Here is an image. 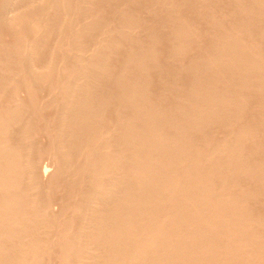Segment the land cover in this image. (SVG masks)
Instances as JSON below:
<instances>
[{
    "label": "bare ground",
    "instance_id": "1",
    "mask_svg": "<svg viewBox=\"0 0 264 264\" xmlns=\"http://www.w3.org/2000/svg\"><path fill=\"white\" fill-rule=\"evenodd\" d=\"M257 1H259V3H260L261 0H257ZM257 1H255V2H257ZM72 2H73L72 0H0V25L3 26L5 23H7V24L9 23L10 25H12V23L13 24L16 23V24H21L22 25L25 22L26 23L28 22L27 24H24L25 27H23V28H24V30L25 29L26 30L22 34L25 35V34H28V32H30L31 33V34L29 33L30 37L32 35L35 39L38 40L37 42H35L34 41L35 39L32 37L31 39H33V41H30V42H33V44L30 43V44H32V46H31L29 44V41H28L30 39V37L25 35V37L20 38L19 37L20 36L19 34H21L20 32L18 33L19 36L15 37L17 32L15 31L16 32L15 33L14 31L12 32V30H10V32H12L13 34L15 33L14 34L15 36L12 33H11V36L15 37L16 39L19 37V39H22L21 41H24V39L29 38L26 41L28 43H27V47H25V48L28 49V47H29L28 45H30L31 48L28 49V51H24V49H25L24 46L22 45L23 46L22 47L21 44H20V45H18V48H17V46H15L17 49L14 47L15 48L14 50H17V51H15L16 53L13 52V49L9 48L10 46L8 47V49H10L12 51L8 50L5 46H4L5 48L4 47L0 48V50H1L0 54H2L0 56V95L1 94L3 95L6 92L5 94H8V93L12 94L11 96H12V99H13V95L15 96L16 95L15 93H17V92H12L11 93L10 90L11 89L12 90H17V88L19 86L21 87V85L23 87L25 85V88H26L25 90L22 87L25 93L27 92L26 90H29V92H28L29 94H30V91L34 92V93L36 91V93H37V90L39 91V89H37V90H35V89L37 88L38 85L41 86V84L44 83L42 86H44V85L47 86V83L50 84L51 81L48 82L49 81L48 78L51 77L53 74H55V72H53L54 71V65H55V63H59V61L60 62H64L66 64L68 63L69 67H70V70H71L70 73H68V75H67L69 78H67L66 81L70 80L69 81L70 84L69 85L67 84V86L65 85L66 89H65V86L63 84H60V83L62 81H63L62 83L66 82V81H64L66 78H63V77H66V76L63 73H65L66 69L68 68L67 67L68 64L67 65L65 64L66 67H67L66 69L64 68V70H61V71H64L62 73L64 76L59 74V76L62 77L61 78L62 81H60L61 80L60 78L59 79H55V77H54V79L56 80L55 85H57L56 83L59 80L58 81V85L60 84V87H61V85H63L64 88H62L63 86L61 88L65 89V90L61 91V88H60L61 93H63L62 95L60 94L61 95V100L59 99V101L61 102L60 110H57L58 107H59V103L60 102L59 103L55 102L53 104L50 103L54 107L57 106V109H54V107L52 108V106H51V108L54 109V114L56 113V111L57 112L59 111L58 112L59 115H57L58 117H56V115L53 116V117H56L58 120H56L54 118L56 120V122H55V120H54V123L52 122V124H53V127H52L53 129L52 130H56V128H55L56 125L54 126L55 123L57 124V128L58 129H57V132H55V136H53L54 135L53 131H50V135L48 134L49 138H50L49 145H48L50 147L48 149L50 150V148H52L51 149L52 150V154L50 156V159H55V158H59L60 159V164L57 162L60 166L58 164H56V167L59 166L60 168H63L62 166L65 165V170L66 171H64V168H63V170L61 169L63 172H65V173H62L63 176H64V174H66V172L69 173V174H66L68 178L70 177V175L72 176V174L75 175V176L77 174H79L77 176V178L75 177L76 180L77 179L79 180V176L83 175V174L80 175V173H84L85 174V177L84 178L82 177V180L80 181L82 183H80V184L83 185L84 184L83 181H85L86 185L88 183L87 186L84 184L87 187V188L85 187L86 190L87 189L88 190L86 192H84L85 189L83 188L84 189L83 193H85V195H82L83 193L81 192L82 193L81 196H83V197H82V199L77 198L78 199V203H79V200H80V203L77 204V202L74 201L72 198H74V197L76 198L77 196H79L80 195L79 188L84 187V186L81 185V187L75 188L74 185H76L75 184L76 182L74 183L73 182L74 180L73 181L71 180L72 183L74 184L72 187L77 189V191L79 192V193L75 192V194H72L70 192V191L74 192L73 188L71 187L72 183L70 181H67L68 178L66 179V181L68 183L69 182L71 183L70 186H69V184H66V186L69 187V189H68V192H69L68 194L69 195L68 196L70 197V193L72 194L71 196L76 195V196H73L72 198H69V199H72L73 202L76 203L75 204L76 206L73 204L75 206V207L73 206L74 207L73 209L76 212H74V210H72L73 213H71L70 209L66 210V211H68V213L69 212L71 213V215L69 214L71 217H72V214H73V216L74 215L76 216V214L79 213L78 214L79 217L77 218L78 215L76 217L75 216L72 217V221L75 220V219H76V221L78 219L79 220H78V223H76L77 225L75 224L76 221L74 223L71 221L73 224L76 225V227L72 226V227H75V229L74 228L71 229V227L69 225L67 226V227H70L71 232H72V230L74 231L73 235H74L75 238L73 237V235L70 238L67 234L64 233L65 236L66 235L68 236V237L66 236L65 238L66 239L69 238V239H67V241L65 243L66 245H68V246L71 245V244H68V240H70V242L72 240H74L73 241L74 243L71 246H69L70 248H68L67 251H63V253H62L61 251H62L63 247H60L61 251H58V252H60V255L61 254L63 255V257L65 258V261H64V258L61 257V256H59V257L63 258V259L58 258V255H57V259L58 260L56 259V261H59V260L61 261L62 260L63 261V262L61 261L62 264H64V263L65 264L66 263H69V264H81L82 263L83 264V261H86V259H87V260H90L89 262H90V264H92L94 259L93 260L90 259V257L92 256L90 254H93V252L91 253L90 251H92V250L94 251L96 249L95 251H97V252H95L94 258L98 257V260L95 259V261L96 260L99 261V262H97V264H100V263L102 264L103 262H104L103 264H111V263H114V262H116L115 264H117L119 262H120L119 264H264V239L259 240V238L256 237V235H258V234L260 235L262 228L264 229V227H262L263 226L262 224H263L264 221L263 222L261 221L262 217H259V219H258L257 216H255L256 218L253 216L254 217L253 218L252 216H250L251 214L249 215L246 212V210L248 211V209H246V210L244 209V204L248 203L247 200H246L247 202L245 201V203H244L245 199H243V198H234V197L230 198L231 196H235V195L237 196V193H235L233 191L234 190L233 187H232L233 189L228 187V184H230V182L228 183V180H230V179H227L229 177L232 180H236V178L239 179L238 176H241V178H243V177L246 178V177H249V176H253L255 178V180L259 184L257 186L258 189L255 188L256 190H254V189L252 190L253 192L256 191L254 194H253L252 191H250V192H252V195H254V197L257 196L256 195L257 193H259V191H260L259 187L260 186L262 188H264V173H261V172L258 173L257 172L256 169H258L259 166L257 168H256V166H254V165L257 164L256 162H255L256 164L252 165L253 168L250 167L252 169L255 168L254 170H256V173H255L254 170L250 169L249 167L248 168L245 167V166L248 165V163L246 162L248 158L247 159L245 158L242 161V162L247 163V165L245 163H244L245 166L244 165L242 166L241 165L242 163L241 164L239 163L240 165H238V162H240L242 160L241 158H243V156H244L243 154L246 151H243V154H241L243 156L241 157V155H239V154L242 153V152L240 151V153L238 154L239 150L237 151V149L238 148L240 149L241 141H246L245 139L253 137V135L257 132L256 128L259 127L258 126L259 123L257 124V127L252 125L254 127L253 129H255V133H254V131L251 130V127H252L251 125H249L251 127H249L247 125L249 127L248 128V127L245 126V124H244V126L246 127L245 129H244V127H241L243 130L242 129L238 130L240 127L237 129V132L239 131V133H237V135L236 134H232L230 132V129H229V131H227V132H230V134H232V137H228L227 136L230 139L229 140H227V139L225 140L224 139L225 141L222 140V138L221 139L219 138V140H222V142L218 143L216 145L214 144L215 142H213V144L215 145L213 147H212L213 144H210L212 142V138L213 137L211 138V140H210L211 142H210L208 140V139H210V136L205 135V136H207L209 138L204 136L202 141H204L206 143V145L208 144L207 142H210L209 143L210 145L208 144L207 146H211V147L208 148V150L206 151V149H204V147H203V145H204L203 143L204 142H202L201 148H202V150L203 149L205 150L204 152L202 150H198L197 148H193L194 146L185 147L183 145H179L180 142L175 143L176 140L180 141L181 139L180 138L176 139L173 136L174 134H171V132L175 129V127L173 125H170L173 122H171L169 124L171 127L167 126L169 121L172 118H170V120L168 119L169 120L168 121L167 118L165 119L164 116H161L162 118H164L167 121V122H165V121H163L162 118L160 119V117L157 115L159 117V119L162 120V123L163 122H165L164 124L167 123V125H166L167 127H169L170 129H172L174 127V129L171 132L168 131V130H170L169 128L166 129L168 131L169 135L165 136L167 134L166 133L167 131L165 130V126H162L163 127L162 130H165V132L163 131V134H162V132L159 130V128H162V127H159V125H162V124H160L161 121L159 120L160 121L159 122L157 120L159 122V125H158L157 121L154 119L155 116H154L153 113L155 112V110L153 108L154 106L152 107L153 103L151 101H149L151 103L150 104L151 107H148V102L145 105H146V107H148L150 109L153 108L152 110L154 112L150 113V115L153 114L152 116H154V117L147 116L149 114V111L147 110L148 111L147 112L146 109H148V108H146L145 105H143L147 100H145L146 98L143 97L144 93H142V92H145L144 91L145 88H143V91L142 90L138 91L136 89L140 88L139 87V85H140L139 83H138L139 84L138 86L135 84L134 85L135 87L131 86V84H133V82L132 83L130 82L131 84L130 83H126V81L129 82L127 79L132 74L128 70L130 69V71H131L132 68L134 69L136 67L135 65L137 63H139L142 59H138V60H140V61H138L137 58H136L137 63L135 65H133L134 62H135L134 58L133 59H129L126 56L125 57L123 56L124 57L123 59H125V60H123L124 62L121 63L122 65L120 64L121 66L118 67V68L114 66V68L117 69V72L112 70L114 68H111V64L109 65V62H110L109 61L110 60L109 57L111 55H113V53H115V50L117 48H119V43H121V48L122 49H124V47H126V45L125 46L122 45V44H124L123 43L124 41L117 40L119 38V36L117 38L114 37L116 39H114V38L110 39L111 37L109 35L108 36H104V37H106V38H104L103 37L104 33H103V35H101L102 37L100 39H98V36H100L99 35L100 32L98 33V36H97V33H95L96 31H94V33L96 34L98 41L97 40H96L97 42L95 40L93 41L91 36L93 34L92 30H95V29H93V28L91 29L92 24L90 23L91 27L89 26L90 27L89 28L90 29L89 33L92 31V34L90 35L89 33L85 32V30L88 29V28H86V29L84 28V27H87L86 25H89V24H86L84 26V24L87 23V22L85 21V23H84L83 21H79L81 19H84V18H82V17H84V16H82V14H84L86 11L89 12L90 10H93V9L86 10V11L83 10L84 7H85L84 6V0H75V2H73V3ZM89 3H92V2H89ZM263 3H264V0L262 1L261 4H263ZM72 5H75V6H72ZM250 5H251V3H250ZM259 7L263 8L264 6H259ZM262 8L260 9V11L264 10V9L262 10ZM257 11H255V13H257V14L260 13L261 15L264 14V13H261L260 11H258V12ZM88 14L89 15L86 16V19L89 18V17H92V15L90 13H88ZM260 14L258 15V17L260 16L261 18H263L262 16H264V15L261 16ZM85 15H86V13H85ZM96 17H97V15H96ZM93 19H94V17H93ZM119 20H120V18H119ZM263 20H264V18H263ZM79 22L80 23H82V22L84 23V24L82 23V25L84 26L83 28L81 27ZM89 22H91V21H89ZM99 22H98V25H100V26H98V28L101 27V29H98V28L97 29H98V31L100 30L102 32V28H104V24L102 23V25H101ZM205 22H207V21H205ZM246 22H243V23L240 24V26L239 25H237V26L239 28H241L242 24L244 25V23H245V26L249 25L248 22H247V24H246ZM92 23L95 25V27H97L96 22H92ZM9 24H8V26H9ZM21 25H20V28H21ZM6 26L7 25L5 24V26H3V28L4 27L6 28ZM169 26H170V24H169ZM179 26H177L179 28L177 30V32H176V29L174 30V28L176 27L175 25L172 28L173 30L170 29V27H168V28L170 30H172V31H175V33L178 36L181 35V37H183L185 35L184 33H186V32H184V29L186 28V26L188 27V25L185 26V24H184L185 28L182 27L183 30L180 28L181 26L180 27ZM245 26L243 27V28H245L244 32H246V29H247V27H245ZM235 27L236 26H234V28L233 27L232 28L229 27V28H230V30L234 29L235 33H237V32L241 33L242 32L243 29L242 30L240 29L241 32H239V30L236 31L238 28H235ZM263 27H261L262 31L260 30V28H255L256 30L258 29L255 32L261 31V32H258V33H261L263 35V37H264V34H263L264 33V29H263ZM105 28H107V26ZM123 28H125V27H123ZM6 29H7V31H9L8 28H6ZM15 29H17V28H15ZM169 29L167 30V32H169ZM188 29H190V26H189ZM217 29L218 28L214 29V31H216ZM192 30L193 29H191V32H190L191 35L193 33ZM222 30L223 29L221 28L220 31H222ZM224 30L222 32H224ZM230 30H228V31L230 32ZM250 30L252 32V29H250ZM21 31H22V29H21ZM26 31H27V33H26ZM115 31L116 30H114V32ZM123 31L124 30H122L121 32H123ZM172 31H170V32L172 33ZM185 31H189V30H187V28H186ZM218 31H217V34H214L215 37H213V38H215V40H217V41L214 40V43H216V44H218L217 42L221 41V39H222L220 36L217 37ZM234 31L231 30V32H234ZM248 31L249 30L247 29V32ZM84 32L87 33L88 35H86V34L84 35ZM121 32L118 31L119 34ZM170 32H169V34H170ZM225 32H226V34L229 35V37L230 36L231 37L232 36L235 37L233 35L235 33H231V35H230L229 32H227L226 30H225ZM48 33H49V35L53 34V33L56 34L59 39H62V40H60V41H62V44H63V38H66V37L69 38L71 40L70 41L71 43L69 42V44H72L71 46H73L72 47V52H70L71 50L69 51L71 54L68 53L69 55L67 56V54L65 53L66 54V56H65V54L63 55V50H62V52H60V50L57 51L56 47H58L60 45H58L56 43L55 44L58 45V46H56L54 49L52 48V46H51V48H49L50 45H47L48 49H51L50 52L48 51V49L47 50L44 49V46H43L42 43H44V41L46 42V41L49 40V39H46L47 38L46 36H48ZM111 33H113V32H111ZM196 33H195V36H194V34H193V36H194V38L198 37V40L196 39L197 43L199 42V40L201 42V40L203 38H205L203 36H205L206 34H209V32H207V33L204 32L205 34H202V36H201L200 35L201 33H198L197 35H196ZM248 33L244 34L242 32L241 34H242L243 38L241 40L239 39L238 42L240 43L244 39L248 40L249 42H251L249 39L252 38L251 37L252 35L249 34V36H246V35H248ZM95 34H94V36H95ZM121 34H120V37L123 36ZM173 34L174 33L171 34V37H172ZM222 34H224V33H222ZM226 34H224L223 39H222L224 41L226 39H228V38L224 39ZM255 34H257V33H255ZM261 34H259V38H260V36L262 37ZM53 35H51V37H53ZM175 35H174V37H175ZM239 35L240 34H238V36ZM26 36H27V38H26ZM84 36L85 37L88 36V38H90V39H88V42L90 40L89 43L86 42V39L83 40ZM133 36H134V34H133ZM193 36H192V40L194 41ZM244 36H246L247 39ZM169 37L170 36L168 35V38ZM186 37L185 38L187 39V41L185 42L186 39L183 37L185 40L182 43H185V44L188 43L189 45L186 44L185 47H184L185 49L183 48L184 50H187L186 46H188V47L190 46L191 42H188V41H192L190 37H189L190 40L188 39L187 33H186ZM208 37H207V39H209ZM233 37H232V40H234ZM176 38H178V37H175V38L172 37L173 40L170 39V41H174ZM217 38L220 39V40H218ZM238 38H241V35ZM69 39H67V40H69ZM119 39L121 40V38H119ZM126 39L129 40L128 37L125 38V39L123 37V40H126ZM211 40L213 41L212 37H211ZM211 40H210V42H211L210 44L211 45L213 44V46L209 45V47H213L212 49H214L215 47L216 48L220 47V48H218V52L220 51L219 49H223L224 48V49L227 50L228 47L230 49V45H228V43H227L229 41H227V40H226L227 45L224 46L223 48H222L221 45H219L217 47V45L216 44L214 45V43H212ZM245 40L242 41V42L245 43ZM54 41L56 42V38H55ZM170 41L168 39V43H169L168 45H170V43H171ZM254 41H256V40H254ZM260 41L261 42H259V43H262V41L264 42V40H260ZM14 42H15V39H14ZM26 42H24V43H26ZM52 42H53V40H52ZM180 42H181V39H180ZM234 42H236V41H234ZM16 43H17V41H16ZM175 43L173 45L176 46L179 42L176 43V44ZM194 43H195L194 48H195V46L198 47L199 44L196 45L197 43L195 41H194ZM233 43L231 45L232 46L231 49L233 47H235L236 43L235 44H233ZM239 43H237V44H239ZM241 43H240V45H242ZM46 44H48V43H45V46H46ZM66 44L67 43H65V45ZM191 44H193V43H191ZM220 44H221V42H220ZM224 44H225V42H224ZM247 44H244V45H247ZM14 45L15 44H13V46ZM180 45H182V44L180 43ZM222 45H223V43H222ZM244 45H242V46H244ZM254 45H255V43L252 44V47ZM256 45L253 47L254 49H255V47L256 48L259 47L258 44H256ZM13 46H12V48H13ZM20 46L22 47V50L20 49L21 48ZM150 46H153V45H150ZM150 46H147L149 48H148V50H145L146 52L150 51ZM170 46H169V48H170ZM175 46H174V48H175ZM60 47H59V49H61ZM67 47L66 48L69 49V46H67ZM153 47H151L152 51H150V53H155V51L153 52ZM177 47H178V45H177ZM225 47H227V48H225ZM239 47L241 49L243 48L241 46H239ZM252 47H249V48H252ZM141 48H142L141 51H140V49H137V52L138 51H140V52L144 51L143 50L144 48L143 47H141ZM190 48H191V46H190ZM190 48H188V50ZM216 48H215V51L214 50L211 51V52L214 51L215 55L218 53V52L216 53V51H217ZM240 48L236 49L237 51H235V49L233 48L232 51H235V52H237L239 54ZM245 48L247 50L248 47L245 46ZM245 48H244V50H245ZM261 48L264 49V43L261 45V47L259 49H261ZM172 49H173V47L171 48V50ZM183 49H182V46H180L176 50H172L173 52L175 51L174 53L172 51H170V50H167V51H168V53L171 52L173 54H178V52L180 51L179 54H181V51H183ZM192 49L193 48H191L190 50H192ZM209 49L210 48H208V50ZM254 49L253 50L249 49V50H252L254 52ZM121 50L118 51V53L119 52L122 53ZM128 50L129 49H127V52H129ZM255 50H257V49H255ZM8 51L13 52V55H15V56L11 57L12 55H11V53H8ZM227 51H225L226 53H222V54H224V58L226 57L225 61L227 59L230 62V64L233 65L232 62H234V61H232V58H231L232 56L229 57L231 52L228 54V56H225V54L227 55V53L229 52V51L228 52ZM245 51L241 50L240 54L242 52H243V54L245 53V56H247L246 59L248 60V55L246 54V53H248V51H246V52ZM252 51H251L252 54L249 51V54H251L250 55L251 57L254 54H259L256 51H255L256 53L253 54ZM184 52L187 53L189 51H183V53ZM222 52H224V50H222ZM260 52H261L260 55L257 56V57H261L260 59H257L255 56H253V57H255V59L253 58L254 60H251V59H250V61H247V60L244 61L243 60L244 62H242V58H241V56L243 54H241V55L239 54L240 55L239 58L241 59V61H240V59H235V58H238V54L235 55L236 53L233 52V54L235 56H237V57H235L232 54L233 55V60H236V61L238 60L237 62L241 63L240 66L242 67L241 68L239 66L240 67L239 68L240 71H239L238 67L235 65L237 63L235 61V64H234L235 65V69L234 70L236 71L238 69L237 71H239V72L236 71V73H240L241 74L240 76L244 80H245L246 76H242V75H244V74L246 75L247 73L243 72L242 71L243 69L246 70V69H248L247 67H249L251 65L253 66V64L254 65H256L257 63L260 64L262 62L261 61L262 58H263V62H264V56L262 57V55L264 54V51L260 50ZM124 53H126V50L125 51L123 50V54ZM135 53H136V51H135ZM150 53H145L146 55L145 54L142 55V57L146 56V58H144L145 62H146V59H148L149 55H150V57H151V55H152V57H154L153 54H150ZM171 53H169L168 56L171 55ZM220 53L221 52H219V54ZM39 54L40 55L44 54V56L43 55L42 56L45 57L43 59V61H41V62H39L40 58L38 60H36V58L38 57ZM129 54H130V52H129ZM147 54H149L148 57H147ZM166 54H167V52H166ZM116 55L115 54L113 55V56H115L114 59L116 58ZM120 55H121L120 53H119V55H117L119 60L116 59V61H115L117 65H118L117 61H119V62L122 61V60H120V59H122V58H120ZM130 55L131 56L133 55L132 57H134L135 55L136 56L137 55L141 56V53L140 54L136 53L135 55H134V53L133 54L131 53ZM185 55L184 56L182 55L180 58L176 57L174 55V57H175L174 59H172L173 57H170V56L169 57L173 61H175L176 58L177 59L179 58L180 61H181V59H183V57H185ZM203 55L200 56V57H202V58L205 57L204 59H206L207 58L206 55H204V56ZM127 56H128V54H127ZM190 56H191V54H190ZM199 56L195 57V58H200ZM220 56H218V57H220ZM152 57H151V59H152ZM209 57H210V55H209ZM221 58L222 57H220V59L219 58L218 59L221 61ZM111 59H113V57ZM177 59H176V61L179 64L180 61L177 60ZM204 59H202V60L205 61ZM41 60H42V57H41ZM152 60L155 61V58L152 59ZM196 60H198V59H196ZM111 61H113V60H111ZM201 61H199V63ZM208 61H211V59L208 60ZM115 62L113 61L112 63L115 64ZM129 62L130 63L133 62V64L128 65ZM147 62L150 65L148 60H147ZM227 62H225V66H227V65L229 66L230 65V64H228L229 62L228 63ZM254 62H256V64ZM142 63H139L137 65L136 69H138V70L145 69L144 66L147 63L145 64L144 60H143ZM151 63L154 64L155 62L154 63L151 62ZM193 63H192L193 67L194 66L196 67L198 62L194 63V64ZM202 63L205 64V62H202ZM207 63L209 64V62H207ZM216 63H217V61H216ZM131 65H133V67ZM180 65H181V62H180ZM192 65L190 67H192ZM223 65H224V63H223ZM263 65L264 64H262V66L258 65L257 68H256L257 70L261 69V71H255V72H258L259 74L262 72L260 74L261 78L259 77V75H257L258 79L260 78V80L257 79L258 81H262V78H263L262 77V74L264 73L263 72L264 71ZM128 66L132 67V68H129ZM150 66H151V68H153L152 67L153 65H150ZM203 66L204 65H202L201 66L202 68H201L198 65V67H200V70L203 69ZM219 66L220 65H217V67H219ZM59 67L62 68V65L60 66V63H59ZM126 67H128L129 69L126 68ZM204 67H206V65ZM212 67H213V64H212ZM212 67H210V68H212ZM231 67L234 68V66H231ZM236 67H237V69H236ZM260 67H262V68H260ZM146 68H147V66H146ZM215 68L216 67H213L214 70L212 72V70L211 71L208 70V66L206 67V69L209 72L213 73L212 74L213 76H211L212 79L214 77V74H215V76L216 75L218 76V74L221 73V71L219 70L220 73L217 72V74H216V71L218 69L215 71ZM233 68H229V69H233ZM251 68H254V67H250V69ZM57 69H58V66L56 67L55 70H57ZM206 69L204 68L203 70H206ZM192 70H194V71H192ZM196 70H199V68H197ZM196 70L194 68L190 69V71H192L194 74L199 72V71L195 72ZM251 70H253V69H251ZM132 71L134 73V70H132ZM147 71L148 70H146V72ZM231 71H233V70H231ZM249 71L250 70L248 69L247 72L250 74ZM68 72H69V69H68ZM128 72L130 73V75H129ZM135 72H136L135 75L137 73H138L137 75L140 74L139 72H137V70ZM200 72H199V77H196V82L192 78L194 80V81L193 80L192 81L195 82L194 83L195 85L197 83V78L200 79V74L204 75L203 72L205 73V71H200ZM209 72H207V74ZM126 73H128L127 75H129L128 78L126 77ZM141 73L143 74L144 71L143 72L141 71ZM222 73H223V71H222ZM190 74H191V72H190ZM207 74L205 73V75H207ZM225 74L226 73H223L221 75H225ZM249 74H248V78L250 76ZM252 74H254V73L252 72ZM133 75H131V77ZM210 75H211V73H210ZM221 75H219L218 78L221 79L220 81H223L224 77L226 78L227 75L223 77V80H222V77H220ZM254 75H253V78L251 76L250 77L252 79L257 78V77H254ZM192 76H195V75H191V77ZM206 77L207 76H205V78ZM211 77H210V79H211ZM203 78H204V76H201V79H203ZM205 78L203 80V81H206V82H204V84L200 83L201 84L200 86L197 84L198 87H199V90L197 89L198 87L196 88V86H194L195 89L192 88V89L195 90V91L193 90L195 93H197V92L200 93V90L202 89V88L200 89V87H202V85H205V86L207 85V83H208L207 81L209 80L208 79L209 77H207V79H205ZM214 78L215 79L212 80V84L214 83L213 81H215L217 79L216 77H214ZM251 78H249V79L251 81H253ZM54 79L52 78V80H54ZM129 79H131V78H129ZM137 79H139V78H137ZM246 79H247V77H246ZM46 80H48V81H46ZM102 80L106 81V82H104V81L102 82V83H105V85H106V86H104L102 84L104 87H106L105 89L102 87V85H101V88H100V86L98 84V82H100ZM141 80H142V78H141ZM231 80H232L231 78H230V80H229V78H226V80H224L225 83L224 82L222 83L223 84L224 93H225V90H227L226 88H227L228 85H229L228 87L230 89H233L232 85L230 86V84H226L227 81H231ZM233 80H235V79H233ZM131 81H133V80H131ZM203 81H200V82L203 83ZM220 81H219L218 85H221ZM251 81H249L248 83H250ZM258 81L256 82V79H254L253 83H255V82H256V84L259 83V86L263 85L262 83L264 81L263 82H258ZM69 82H66V83H69ZM139 82H142V81L139 80ZM232 82L234 83V81H232ZM235 82H237V81H235ZM66 83H64V84H66ZM217 83H214L213 85H216ZM228 83H230V82H228ZM233 83H231V84H233ZM169 84L171 85V83H169ZM209 84H211V81L209 82ZM165 85H167V84H165ZM213 85H212L211 89L209 88V85L207 86L208 89L211 90V93H212ZM218 85H216V86L218 87ZM224 85L226 86V88H225ZM252 85L250 84V86L252 87L251 90H253V92L254 91L257 92L256 86L253 89ZM51 86H52V89L54 87L57 88V86H54L53 84ZM221 86H219V88ZM259 86H257V87L259 88ZM263 86H261V87H263ZM20 87H19V89H20ZM142 87H144V86L142 85ZM207 87H204V88L207 89ZM233 87L234 88L235 87L239 88L237 86V83H236V86L234 85ZM47 88L51 89V87H48V86H47ZM47 88L45 90H48ZM171 88H173V87H171ZM243 88H245V87H243ZM243 88H241V89L239 88L238 89V90H240V93L243 91L242 90ZM32 89H34V91H32ZM54 89H53V91L51 90L52 93L54 92ZM58 89L59 88H57L56 90H58ZM196 89H197V91H196ZM221 89H222V87L219 89V91ZM230 89H229V91H231V92H229V93L226 92L229 95L225 93L226 95H228V98H226V99H229L230 94L232 93V90H230ZM171 90H173V89H171ZM204 90H202L201 93ZM214 90H216L215 87H214ZM234 90L236 91L237 89L235 88ZM168 91H170V90H168ZM216 91H218V89ZM216 91H214L212 93V96H213V94L216 93ZM219 91L217 92L218 98H220L224 94L222 92V90H221L220 93L222 92V95L220 96ZM260 91H261L260 93H262V91H264V87H263V90H260ZM208 92L210 93V91H208ZM243 92L241 94H243L242 95V101L244 102V100H243L244 93ZM49 93H50V90H49ZM160 93H158V94H160ZM238 93H239V91H238ZM246 93H247V91L245 92V94ZM192 94H194V93H192ZM192 94L189 95V96H191V98L194 99ZM205 94L206 93L204 91V96H208L209 97V95H211V94H209V95H205ZM256 94H259V93L257 92ZM2 95H1V97H3V98L5 96L6 97L4 99L1 98L3 100L0 101V102L4 101V104L1 105V107L4 105V107L0 108V264H37L38 263L37 262L38 261V259H37L38 255H39V257L42 255V253L43 254L47 253V255H48V252L50 254L51 252L56 251V250H54V249H56L55 248L56 245H57V247H59L58 244L60 243V241L58 242L56 240H58L60 237L56 238L55 234L59 233V234L62 235L61 231L64 232L63 230L66 228V227L62 228L63 224L66 223L65 222L66 220H68V219L71 220V218H69L70 216L66 215L68 217V219H65V221H62L61 218L58 219L59 217H61L60 215H59L58 218L57 217L56 218L53 217V219H51V220L56 219V222H55V220L52 221V222H55V223H52V224H54V227H55L56 223L58 225L57 227H59V226H61V223L64 222V223H62V227H59L60 229L62 228L61 231H59V232L56 231L55 232V230H57V227L54 230L53 225L50 223L51 220L49 221V218H48L49 217L48 216V210L51 211V209L54 208L56 206V204H58L60 202H58V203L54 202L55 205H53L54 207L52 206V208H51V206H49V204H51V203L53 204V201H51L52 197H50V194H49V198L48 199L51 201V203H47L45 201H48V199L43 201L44 197L46 198L47 195H45L44 191H43L44 194L42 192V190L46 189V188L44 189V187H46L44 185H46V184L43 182V179L49 173V172L47 173V169H48L47 168V164L48 163L47 164H44V163L46 162V160H48L47 158H49V156L47 157V155H50V151H48V149L45 148L46 149V154H45L46 157L44 156V158H46V159H45V162L43 161L44 162L43 164L45 165V167H43V165H40L41 162H42L40 160H39L40 163L37 166L38 162L36 164V161H34V160L38 159L36 157H39L40 154H42L41 153L42 151L40 150L41 152H39L38 149H40V148H38L37 145L35 143H33L34 142L33 140L35 138L32 136L34 134L33 133L34 128L32 126L31 120L29 121V123H31V124H29L28 121H26L28 119H24L25 122H27V124H29V125H26V123H25L22 126L21 123H23L24 120L21 121V119L23 117L22 116L20 117V115H22V113L20 114L18 112L19 108L18 109L17 108L16 109L12 108L13 106H11V104H12L11 102L12 101H11V96L10 95H9L10 98H9L8 95H4V96H2ZM198 95H200V94H198ZM226 95H224V96H226ZM239 95H238V97L241 96V95L240 96ZM30 96L31 95H29V97ZM179 96H180V94H179ZM194 96H196V94ZM202 96H196L197 100L196 99H194V100L200 102L199 98L200 97L202 98ZM214 96H216V94ZM224 96H222L223 98H221V100L224 99V100H222V102L225 101ZM259 96L261 97V100L264 103V100H263L264 97H262L261 94H259ZM7 97H8V99H10V103L11 104H8V103L5 102V101L8 102ZM184 97H181V98L184 99ZM197 97H199V98H197ZM56 98H57V96H56ZM58 98H60V97H58ZM143 98H144L145 101L141 100ZM150 98H151V96H150ZM161 98H162V96H161ZM186 98H190V97H188V95H186L185 99ZM216 98L217 97H214V101L220 100V99H216ZM234 98H235V96H234ZM245 98H247V97H245ZM33 99H34V97H33ZM53 99H54V97H53ZM175 99H177V98H175ZM230 99H232V96H231ZM248 99H249V97H248ZM13 100H15V99H13ZM156 100H157V98H156ZM188 100L189 99H187V103H189V105H191V103H190L191 100H189V101ZM201 100H203L205 104L208 102V101L205 102L206 98H205V100H204V98L201 99ZM207 100H208V98H207ZM210 100H212V99H210ZM210 100H209V102H210ZM235 100H236V98H235ZM53 101H55V100H53ZM230 101L231 100H229V102ZM236 101L237 102H239V101L241 102V99L236 100ZM236 101H234V102L238 106L240 103L238 104ZM161 102H164V101H161ZM167 102H166V104L170 103L169 101H167ZM182 102L185 103L186 101H181V102H179V104L182 103ZM199 102H194V103L196 104V103H199ZM218 102L219 101L216 102L217 106H219ZM243 102H241V104H244ZM5 103L7 104V106L9 105V107H7L5 105ZM194 103H193V106H195ZM235 103H234V105L231 103V105L233 107H231V105L228 104V102L221 103V107L224 106L223 104H228L229 105L228 107L225 105L227 110L228 109H232V111H233V108H235L234 106H236ZM203 104H200L199 106L197 104V109H198V107L200 109L201 105H203ZM205 104H204V106L206 107V105H208V104H206V105ZM219 104H220V102H219ZM157 105H159V104H157ZM160 105L162 106V104H160ZM171 105H173V104H171ZM209 105H211V104H209ZM177 106H179V105L177 104ZM181 106L185 107V108L187 107L184 104L181 105ZM21 107H22L23 111L27 108L26 105L25 106L22 105ZM23 107L24 108L26 107V108L24 109ZM30 107H28V108H30V109L34 108V110L31 111L30 109H28L27 110L28 114H29V112H30V114L31 113L34 114V113L37 112V110L35 111V107H33V108H32V106H30ZM180 107H179V109L177 107V110L178 111L181 110L180 112L182 113V111L184 109L183 108L180 109ZM229 107H231V108H229ZM242 107H243V105L241 106V108ZM260 107H262V106H260ZM189 108L191 109L190 106H189ZM195 108L192 107V111L191 112L194 113L195 110L193 111V109H195ZM203 108L204 107H201L200 110H202ZM208 108L207 109H203L204 113L201 111L203 114L200 113L199 110L197 112V109H196V113L201 114V116L200 117H196V119L194 117L193 118L194 121L191 120L192 118L190 119L188 117H191L192 115L194 116L196 113L195 114L191 113L192 115L189 114L190 116H188V114H187V116H188L187 120H191V122H189V123L193 127L195 126V124L198 125V123H199L204 128V126H203V125H205L204 122H206V124L208 122H212L214 124L213 121H215V125L219 124L220 128H221V125H223V127H224L225 126L224 124H226V123H224V124H222V123L226 122L225 121L226 119L225 120L222 119V121L223 120L224 121L221 122V124L220 123H216V120H215V119H217L216 116H218V115H216V114H218V112L217 113H215V112L217 110L220 111V109L217 108V110H215V111L213 109V112H212V111H210L211 109L208 110ZM213 108L216 109V107H214V105H213ZM226 108L222 107L223 110L220 111V114H222L221 112L226 110ZM22 109H20V110H22ZM143 109H145V110H143ZM186 109L188 110V107ZM190 109L188 110L189 112L188 111L186 112V110H184L185 111L184 113H190ZM239 109H240V107H239ZM107 110H110V111L112 110L113 111V112L109 111V113L113 114L114 119L112 117L108 118L112 114L109 115L108 117L105 116L107 118L104 117V115H106L105 111L107 112ZM235 110H237V109H235ZM144 111L147 112V115H146V113ZM234 111L232 112L231 116L235 115V112H238V111H235V112ZM228 112H229V110L225 112L226 114L225 113H223V114H225V116H226V115H228ZM231 112H229V113H231ZM23 113H25V112H23ZM156 113H158V112L156 111ZM181 113H179V114H181ZM184 113H182V114H184ZM160 114H161V112H160ZM182 114H181V116L179 115V117H184V116H182ZM223 114H222V116H224ZM175 115L176 114L174 112L173 116L175 117ZM177 115H176V117H177ZM23 116H25V115H23ZM36 116H38V115H36ZM228 116H230V115H228ZM252 116H253V113H252ZM257 116H258V114H257ZM218 117L220 118V116H218ZM242 117L244 118V116H242ZM29 119H31V118H29ZM32 119H33V117H32ZM111 119H112V122H111ZM231 119H232V117H231ZM106 120H109L111 122V125H109L110 123L106 122ZM177 120L178 119H176V121L174 120V122L175 123L178 122ZM187 120H185V121L187 122ZM219 120H218V122L221 121V120L220 121ZM228 120H229V122H231L230 118ZM235 120H237V119H235ZM243 120H242V122H243ZM249 120H250V118H249ZM52 121H53V118H52ZM113 121L116 124L115 125L116 129H115ZM234 121L232 120L233 124H231L232 123L231 122L230 125H234ZM238 121H240V120H238ZM186 122L182 123V124H186V125L188 124L187 128H185L186 126L183 125L184 129L187 130L189 128V123H186ZM105 123L106 124L108 123L109 126L106 125L108 127H105ZM175 123H174V125H175ZM260 123L262 124V122H260ZM228 124H226L227 127L228 128L231 127V126H228ZM14 125H16V128H17V125H19L21 128L18 126L19 127L18 130H20V131L17 132L16 129L14 128L15 127ZM29 126H32V129H30ZM110 126H114L113 127L114 129H112V127H110ZM209 126H211V125H208V128H209ZM11 127L14 128L16 132H13V129ZM176 127H177V123H176ZM197 127H196V129L195 128H193V129L197 130ZM212 127H215V126L213 125ZM212 127H210V128H212ZM263 127H264V125H263ZM110 128L112 129L111 131H110ZM178 128H180V126H178ZM228 128H226V129L228 130ZM177 129H176V131H177ZM200 129H201V126H200ZM212 129H209V130L212 131ZM232 129H234V126H233V128H231V130ZM258 129H261V127L258 128ZM10 130L14 134L17 133L15 135H13L15 139H11L10 136H12V135H10ZM113 130L115 131L116 134H113L114 132L111 133ZM189 130L190 129L187 130V133L185 132L186 135L189 132H191L192 129L190 131ZM198 130H199V128H198ZM203 130L205 131V134H206V131L207 132L209 131V130H207L206 127ZM261 130H263V129H261ZM31 131H32L33 134L31 133ZM179 131L183 132V134H184V131H182L181 129ZM179 131L177 132V134L179 133ZM225 131H223V132H225ZM234 131H235V129H234ZM258 131H260V130H258ZM193 132L195 133L196 131L193 130ZM260 132H257V133L260 134ZM174 133H175V136L177 137L176 132H174ZM180 134L182 135V133H180ZM201 134H203V131H202V133H200L199 137L202 136ZM227 134L225 133L223 136L221 134V136L225 137V135H227ZM111 135H114V136H111ZM115 135H117L116 138H115ZM191 135H193L192 132H191ZM110 136L115 138L114 139L115 142L113 140H111L113 138H111ZM170 136H172V138L174 137V139L171 140V141L167 140ZM258 136H260V135H258ZM258 136L256 135V137H258ZM108 137L110 139V142H114L113 144H111V146L113 148L116 146V148H118L119 150H117L115 148L114 149L116 151H118V152H114L115 150H113V149H112V152H110L111 151V149H110L111 146L108 143L109 142ZM165 137H168V138L166 139ZM178 137H180V136H178ZM234 137H235V140H234ZM51 138H54L53 139V145L51 143L52 142ZM185 138H187V137L185 136ZM198 138H197V140L194 139V141L196 140V141L199 142ZM204 138L205 139L207 138V139L204 140ZM255 138H253V140H255ZM10 139L14 140V142H16V144H14L13 141H12L13 145L10 144V142H11ZM16 139H17V141H16ZM183 139H184V137H183ZM188 139H190L189 136H188ZM107 140H108V142H107ZM215 140H213V141H215ZM259 140H262V139H259ZM181 141L184 142V140H181ZM194 141H192V143ZM217 141H218V139H217ZM255 141H252V142L256 143L257 141L256 142ZM186 142L187 141H185V143ZM248 142H250V141H248ZM115 143H116V145H115ZM185 143H182V144H185ZM247 143H245V144H247ZM263 143H264V140H263ZM50 144L52 145V147H51ZM186 144H185L186 146L189 145L188 143H186ZM193 144H195V143H193ZM197 144L198 143L196 142V145ZM33 145H35V146H33ZM190 145H191V143H190ZM247 145H249V147H250L251 144H247ZM32 146L37 148V150L36 151L34 150V151H35V155H37L36 152L37 153L39 152V156H35V155L31 156L33 154ZM198 146L200 147V144H198L197 147ZM241 146L243 148L245 145L243 146L241 144ZM234 148H237V149L234 150ZM256 149H259V148H256ZM31 151H32V154H30ZM248 151L246 153H249ZM259 151H260V149H259ZM47 152H49V153L47 154ZM43 153H45V152H43ZM74 156L76 158L78 157V159H79V157L81 158V156L82 157L84 156L85 158L88 157V159L86 160V162L88 161L87 165H85L86 163L85 164L83 163V165H82V163H80V162H83V161H79V162L77 161L78 163L81 164L80 168L83 169L82 171H81V169L79 170V167L74 166L75 163H77L76 161H74V160H76V158H74ZM239 156L241 157L240 158L241 160L238 159L239 161H236L237 163L236 162L235 163L237 164V166H241V167L236 169L235 168L236 164L234 163V160L237 159ZM32 157H34V160H33ZM128 157L134 159V161H135V163L133 162L132 165L130 164L131 165L130 167L135 165L134 168L132 167L133 169L131 168V170H130V168H128L126 166L127 170L130 171L129 172L130 175L128 174V177L129 176L131 177V179L129 178V181L131 180L130 182L132 184V187L130 186L131 188L129 189V186H128L126 188L128 190H125L124 195L122 193V195H123L122 197H119V195L117 194L118 197L121 199L120 202L116 203L117 202L116 201L115 205L112 204V206L110 205L111 207L108 208L107 206H105L107 204L106 200L109 199L108 195H111L109 193H111V191L116 188V186L113 187V183L112 184H107L109 182H112V181L108 180V177L111 176L113 172H115L114 170H117L118 163L122 161L121 159L125 160ZM245 157H248V156L245 155ZM31 158H32V160H31ZM72 158H74V159H72ZM130 158H128V160ZM39 159H40V157H39ZM42 159H43V156L41 157V160ZM56 160H55V163H56ZM81 160H84V159H81ZM51 161L49 160V163ZM61 161H63L64 165H61ZM248 161H250V160H248ZM52 162H54V161H52ZM73 162H75V163L73 164ZM123 162H125V161H122L120 163V165ZM78 163L76 164L77 166H78ZM233 163L235 165H233ZM262 163L264 164V162H262ZM53 164L54 163L51 164V167H52ZM80 164H79V166H80ZM84 165H85V167H82ZM258 165H260V163H258ZM40 166L43 167V168H41ZM230 166H232V167L235 166L234 168L236 170L234 171V169L232 167H231L232 168V170H231ZM48 167H49V165H48ZM59 167H57L55 170H57ZM122 167L119 166L120 169ZM261 167H263V166H261ZM45 168H47V169H45ZM84 168H86L87 173H85L86 171H85ZM123 168H125V167H123ZM49 169H51V168H49ZM125 170H124V173L126 172ZM230 170L232 171V173L230 172ZM225 171H226V174H228V172L231 173L230 176H228L229 174L226 175V176H228L227 178L224 177L225 176L224 175ZM53 172H56V171H53ZM234 172L235 173L238 172V176ZM117 173L118 172H116V174ZM120 173H122V171ZM120 173H119V176H120ZM233 173L237 176L236 178H235V176L233 177V175H234ZM56 174H58V173L56 172ZM116 174H114V175H116ZM254 174H256V175H254ZM50 175H52V174L50 173ZM86 176H87L88 179H85ZM121 176L123 177V174H121ZM121 176H120V178L122 180ZM126 176H125V178H126ZM57 177H59V176H57ZM253 177H249V178H252L254 180ZM40 178H43V179H41L42 181L40 180ZM63 178L64 177L61 176V178H59V179L62 180ZM65 178H66V176H65ZM65 178L63 179L64 181L62 180V182L64 184H65ZM110 178H113V177H109V179ZM70 179H71V177L69 178V180ZM80 179H81V177H80ZM216 179L217 180L219 179V182L222 183V185H227L226 189H224L225 187L222 188V189L227 190V188H229V189L232 190V191H229V192H234V195L232 193L228 192L229 194H232V195L229 196V194H227L228 197L226 195L227 198H225L222 195V191H223L222 189H221L222 190L221 193H215L217 191L213 190L212 188H215L216 186L215 187H212V186H214L217 183ZM247 179H244V180H247ZM39 180L41 182H43V183H41ZM112 180L115 181V179H112ZM116 180L120 181V180H118V176L116 177ZM232 180H230L231 183H233ZM253 180H250V181L255 183L256 181L255 180L253 181ZM47 181H49V180H47ZM213 182L215 183L214 185H213ZM39 183H41V184H39ZM120 183L122 185V183H124V182L122 181ZM77 184H79L78 181H77ZM80 184L78 186H80ZM114 184H115V182H114ZM218 184H216V185H218ZM256 184L257 183H255L254 185H256ZM42 185L44 186L43 188H41ZM118 185L120 186V184H118ZM232 185L234 186V184H232ZM47 186H48V184H47ZM119 186H118V189L120 188ZM122 186L124 188V185H122ZM220 186H221V184H220ZM220 186L218 185L219 188H220ZM125 187H126V185H125ZM254 187H256V186H254ZM261 187H260V189H261ZM48 189L52 190L50 185H49ZM115 190H117V189H115ZM121 190H123V189H121ZM117 191L119 193V190H117ZM117 191H115V192L117 193ZM247 191H248V189H247ZM47 192H46V194H48ZM260 192H261L260 194H262V190ZM248 193L245 194V195L247 196ZM238 194H240V192ZM42 195H44L43 199H41ZM245 195H240V196L244 197ZM250 195L251 194H249L248 196H250ZM68 196H65V197H68ZM238 197H239V195H238ZM106 198H108V199H106ZM250 198H249V201H250ZM113 199H118V198L113 197ZM100 200H101V204H100ZM111 200H108V203ZM61 201H63V200H61ZM68 202H70V201L68 200ZM111 203L112 202H110L109 204H111ZM59 205H57V206H59ZM66 206L70 208L71 204L62 206L63 207V208L61 207L62 209L61 208L59 209V207H58L59 213H58V211H57V213L58 214H60V213H66L67 214V212L65 211V209H67ZM64 207H66V208H64ZM60 210H62L63 212H60ZM51 213L53 214V211H51ZM51 213L49 212L50 216H51ZM74 213H76V214H74ZM55 215L57 216V214H55ZM55 215H53V216H55ZM62 217H64V216L62 215ZM50 218H52V216ZM59 220L62 221V222H60V224H58ZM68 222L71 223L70 221H68ZM113 223H114L115 227H111V226H113ZM259 225L262 228H260L261 230L258 233V231L255 230V229L259 230V227H258ZM50 228H51V230H49ZM59 228H58V230H60ZM110 228H112V230H109ZM52 229L54 231H52ZM48 230L52 231V234L51 235L48 234V236H47ZM262 232H263V230H262ZM68 233H70V231ZM49 235L53 236V238L55 236L56 240H54V239L53 240H54V242L55 241L58 242V244L53 242L55 245L52 246V247H54V249H52V250L50 249L51 246L48 244L50 242H47L48 240H51V242H52V239H51L52 237H50ZM261 235H264V232H263V234L261 233ZM46 236L49 239H47ZM62 239L64 241L62 240L61 242H63V244H64L66 239H64V238H62ZM50 244L52 245V243H50ZM59 245L61 246L62 244L60 243ZM96 245L101 250H98L96 248L97 247ZM92 247L93 248L95 247V249H93ZM49 249L51 250V252L48 251ZM66 249H67V247H66ZM57 253H55V255ZM88 254H89V259H88V257H86ZM44 255H42V256H44ZM29 256H32L33 259H31V258L29 259ZM35 256H37L36 259H35ZM99 256H100V258L103 257L104 260H101L99 258ZM92 258H93V256H92ZM40 259L41 258H39V263L38 264L44 263L42 261L40 263ZM42 260H43V257H42ZM95 261L93 263H96ZM89 262L86 263V264H89ZM58 263H60V262H58ZM58 263H56V264H58Z\"/></svg>",
    "mask_w": 264,
    "mask_h": 264
},
{
    "label": "rangeland",
    "instance_id": "2",
    "mask_svg": "<svg viewBox=\"0 0 264 264\" xmlns=\"http://www.w3.org/2000/svg\"><path fill=\"white\" fill-rule=\"evenodd\" d=\"M73 2H75V0H72ZM108 1V2H107ZM225 1V2H224ZM255 1H257V0H84V6L87 8H85L84 6V9L83 10H90V9H93V10H90L89 12L88 11H86L85 13H86V15H85V13L84 14H82V16H84V17H82V18H84V19H81V20H79V21H83L84 23H85V21L87 22V23H83L84 24V26L86 25V24H89V25H86L87 27H84L83 25H82V23H80V25H81V27L83 28H88V29H84L85 30V32H87V33H89V28L91 27L90 25L92 24V27H91V29L93 28V29H95V30H92L93 31V34H92V31L89 33L90 35L92 34V36H91V38L93 39V41L95 40H97V36H98V33H99V35L100 36H98V39H100L102 36L101 35H103V33H104V35H103V37L104 36H110L109 38L110 39H113L114 37H118L119 36V38H121V40L118 38L117 40H119V41H124L123 43L124 44H122L123 46H125L126 45V47H124V49H122L121 48V43H119V48H117L116 50H115V53H113V55L115 54H117V55H119V53L121 54L120 55V58H122V59H120V60H122L121 62H119V61H117L118 62V65L116 64V59L117 60H119V58H118V56L116 55V58L114 59V57L115 56H113V55H111L109 58H110V62H109V65L111 64V68H114V66L115 67H120L122 64V62H124L123 60H125V59H123L125 56L127 57V58H129V59H135V62H134V64H133V62L132 63H128V65H130V64H133V65H135L136 63H137V61H136V58H137V60L138 59H142L141 61L140 60H138V61H140L139 63H142L143 62V60H144V63L146 64L145 66H144V68L145 69H141V70H138V69H136V67H137V65L139 64V63H137L134 67V69L132 68L133 67V65H131L132 67H129V68H132L131 69V71L132 70H134V73H133V71L131 72L130 71V69L128 68V67H126V68H128L129 70V72L130 73H132L131 75H133L132 77H131V75H130V73H129V75H130V77H129V75H127L128 73H126V77L128 78H131V79H127L129 82H127L126 81V83H132L133 82V84H131V86H134L135 84L138 86L139 84V87L141 88H138V89H136V90H138V91H143V88H145V92H142V93H144L143 95V97H145L146 99L145 100H147L143 105H145V104H147V102H148V107H151L150 106V102L149 101H151L153 104H152V107L154 108V110H155V112L152 110L153 108H148V107H146V105H145V107L146 108H148V109H146L144 106V108L146 109V111L148 110L149 111V114L147 115V112L146 111H144L145 113H146V115L147 116H152L153 114H154V116H152V117H154V119L157 121H159L162 117L161 116H164L165 117V119L167 118V120L169 119L170 120V118H172L170 121H169V123H168V125H167V123L166 124H164L165 122H167L164 118H162L163 119V121H165V122H163L162 123V120H160L159 122H160V124H162V125H159V122L157 121V123H158V125H159V127H162V126H165V130L166 129H168L169 127H171L170 125H173L174 127H175V129H174V127L172 128V129H170V130H168V131H172L173 129V133L171 132V134H174L173 136L177 139V138H180L181 140H184V142L183 141H175V143H177V142H180V144L179 145H183V146H185V147H190V146H194L193 148H197L198 150H202V148H201V144H202V142H204V141H202V139H203V137L205 136V135H207V136H210V139H208L209 141L211 140V138H212V142L210 143V142H207L208 144L210 143V144H213V142H215L214 144L216 145V144H218V143H221L222 142V140H229L230 138H228V137H232V134H236L237 135V133H239V131L237 132V129L238 130H240V129H242L241 127H244V129L246 128V127H248L249 125H253V126H256L257 127V124H258V128H260L261 127V129H263V130H261V129H258V128H256L257 129V132H260V134L259 133H255V129H253L254 127L252 126H249V127H251V130L252 131H254V135H253V137H251V138H248V139H245L246 141H241V144L244 146L243 148H242V146H241V144H240V149L238 148H234V150H236L237 149V151H238V154L240 153V151L242 152V153H240L239 155H241V154H243V151H248L249 153H244L243 155H241V157L243 156V158H241L240 156L237 158V159H235L234 160V163L236 162V161H239V160H241L240 162H238V165H240L241 163V165L243 166H245V164L247 165V163H248V165L247 166H245V167H252L253 168V166L252 165H254V164H256V165H254V166H256V168L258 167V169H256L257 170V172L258 173H264V164L262 163V162H264V143H263V140H264V127H263V125H264V103H263V101L261 100V97L259 96V94H261L262 95V97H264L263 95H264V91H262V93H260L261 91L260 90H263V85H264V73L262 74V81H258V80H260V78H261V76H260V74L262 73H258V72H255V71H261V69L260 70H257L256 68H257V66L259 65V66H262V64H264V62H263V58H262V64L260 65V64H256V62H254L256 65H254L253 64V66L251 65V66H249V67H247L250 71V74L247 72V70L248 69H241L243 72H246L247 74L245 75H242V76H246L247 77V79H246V77H245V80L240 76L241 74L240 73H236V71L241 67L240 65H241V63H238L236 60H233V52L234 53H236L235 55H237L238 53L237 52H235V51H237L236 49H239L240 47L239 46H241V47H243L242 49L240 48V51H239V54H240V52H241V50L242 51H245L246 50V48H245V46H247L248 48L249 47H252V44L253 43H255V45L256 44H258L259 45V47L258 48H256L255 47V49H257V50H255L253 47L255 46H253L252 48H249V49H254V52L252 51V50H249L248 48H247V50L246 51H248V53H246L247 55H248V60L246 59V57L247 56H245V53L243 54V52L241 53V54H243L242 56H241V58H242V62H244L245 60H247V61H250V59L251 60H254L255 59V57L257 58V59H260L261 57H257V56H259L260 55V50H263L264 51V49H259L260 47H261V45L264 43L263 41H262V43H259V42H261L260 40H264L263 38V35L261 34V33H258V32H261L262 31V28L261 27H263L264 26V20H263V18H264V16H262V15H264V14H260L263 18H261L260 16L258 17V15L259 14H257V13H255V11H257L258 9V11H260V9L262 8H260L259 6H264V3L263 4H261L262 3V1L263 0H261L260 1V3H259V1H257V2H255ZM72 2V3H73ZM89 2H92V3H89ZM132 2V3H131ZM248 4H247V3ZM250 3H251V5H250ZM253 3V4H252ZM91 4V5H90ZM72 6H75V5H72ZM255 7V8H254ZM251 8V9H250ZM244 9V10H243ZM264 9V7L262 8V10ZM77 10V9H76ZM82 10V11H83ZM93 11V12H92ZM244 11V12H243ZM246 11V12H245ZM249 11V12H248ZM253 11V12H252ZM257 11V12H258ZM264 11V10H263ZM263 11H260L261 13H264ZM84 12V11H83ZM90 13L91 15H92V17H89V18H87L86 19V16L87 15H89L88 13ZM92 12V13H91ZM255 13V14H254ZM169 14V15H168ZM257 14V15H256ZM96 15H97V17H96ZM172 15V16H171ZM93 17H94V19H93ZM96 17V18H95ZM105 17V18H104ZM130 17V18H129ZM155 17V18H154ZM207 17V18H206ZM101 18V19H100ZM119 18H120V20H119ZM238 18V19H237ZM261 18V19H260ZM91 19V20H90ZM93 19V20H92ZM95 20V21H94ZM228 20V21H227ZM232 20V21H231ZM89 21H91V22H89ZM100 21V22H99ZM205 21H207V22H205ZM248 22V24L250 25H247V26H245V23H244V25L242 24V27L241 28H239L237 25H239L240 26V24L241 23H243V22ZM89 22V23H88ZM92 22H96V25H97V27H95V25L92 23ZM98 22L102 25V23L104 24V28H102V32L99 30L98 31V29H101V27H99L98 28V26H100V25H98ZM184 22V23H183ZM247 22H246V24H247ZM262 22V23H261ZM28 23V22H27ZM26 22L24 23V24H27ZM91 23V24H90ZM213 23V24H212ZM5 24L7 25L6 26V28H8V30L9 31H7V29L4 27L3 28V26H5ZM3 26H1L0 27V48H3L4 46L8 49V47L9 48H11V49H13V52L14 53H16L15 51H17V50H14L16 47L15 46H17V48H18V45H20L21 44V46L23 45L24 46V48L25 47H27V43L28 42H26L29 38H27V36L28 37H30V32H28V34H25V35H27L26 36V38L27 39H24V41H21L22 39H19V37L20 38H22V37H25V35L24 34H22V33H24V31L26 30H24V28L23 27H25L24 26V24H13L12 23V25H10L9 23V26H8V24L7 23H5ZM121 26H120V25ZM169 24H170V26H169ZM181 26H179V25ZM184 24H185V26L186 25H188V27L186 26V28H187V30H189V31H185V26H184ZM235 24V25H234ZM253 24V25H252ZM20 25H21V28H20ZM79 25V26H80ZM120 27H119V26ZM174 25L177 27V26H179L181 29H182V27L183 28H185L184 29V32H186L187 33V36H188V39L190 40V38H191V40H192V36H193V34H194V36H195V33H196V35L198 34V33H201L200 35L202 36V34H205V33H207V32H209V34H206L205 36H203V37H205V38H203L202 40H201V42H200V40H199V42L197 43V40H198V37H195L194 38V36H193V38H194V41L197 43L196 45H198V47L197 46H195V48H194V45H195V43H194V41L192 42V41H188V42H191V43H193V44H191L190 43V46H191V48H193L192 50H190L191 48H190V46L188 47V46H186V48H187V50H184L185 48V45L187 44V45H189L188 43H182L187 37H186V33H184L185 35L183 36V37H181V35H177L176 33H175V31H172L173 29V27H174ZM236 26L235 28H238L236 31H238L239 30V32H241L240 31V29L242 30V32L244 33V34H247L249 31V33H248V35H246V36H249V34H251L252 36V38L251 39H249L251 42H249L248 40H245V43L244 42H242V41H244V40H242L240 43L242 44V45H244V44H247L248 42L250 43H248L247 45H244V46H242V45H240V43L238 42L239 41V39L241 40L243 37H242V32L241 33H238V34H240L241 35V38H238L239 36H238V34L237 33H235V31H234V29H231V30H233L234 32H231V30H230V28H234V26ZM252 25V26H251ZM263 25V26H262ZM19 26V27H18ZM90 26V27H89ZM107 26V28H105ZM137 26V27H136ZM172 26V27H171ZM189 26H190V29H188L189 28ZM192 26V27H191ZM247 27V29L249 30L248 32H247V29H246V32H244L245 30V28H243V27ZM254 26V27H253ZM260 26V27H259ZM17 28V29H15V28ZM28 27V26H27ZM122 27V28H121ZM123 27H125V28H123ZM133 29H132V28ZM168 27H170V29H172V30H170ZM174 28V30L176 29V32H177V30L179 29L178 27L177 28ZM208 27V28H207ZM224 30H226L227 32H229L228 30H230V32H229V34L231 35V33H235V34H233L235 37H233V39L234 40H232V37L230 36L229 37V35L228 34H226V32H225V30H224V32H222V31H220L221 30V28ZM230 27V28H229ZM249 27V28H248ZM14 28V29H13ZM98 28V29H97ZM117 28V29H116ZM213 28V29H212ZM216 28H218L216 31H214V29H216ZM220 28V29H219ZM227 28V29H226ZM229 28V29H228ZM255 28H260V30L261 31H258V32H255V31H257ZM21 29H22V31H21ZM107 29V30H106ZM131 29V30H130ZM143 29V30H142ZM169 29V32L170 31H172V33H174L173 35H172V37L173 38H175V37H178V38H176L174 41H170V39H172V37H171V32H170V34H169V32H167V30ZM191 29H193L192 30V35L190 34V32H191ZM195 29V30H194ZM250 29H252V32H251V30ZM254 29V30H253ZM263 29H264V27H263ZM10 30H12V32L14 31H16L17 32V34H16V36L12 33V32H10ZM18 30V31H17ZM28 30V29H27ZM88 30V31H87ZM112 30V31H111ZM114 30H116L115 32H114ZM122 30H124L123 32H121ZM183 30V29H182ZM213 30V31H212ZM220 32H219V31ZM94 31H96L95 33H97V36H96V34L94 33ZM98 31V32H97ZM108 31V32H107ZM118 31H120L121 33V35H123L122 37H120V34L118 33ZM132 31V32H131ZM136 31V32H135ZM195 31V32H194ZM217 31H218V35H217V37L218 36H220L222 39H223V36H224V34H226V36L224 37V39H226V38H228V39H226L227 41H229V42H227L228 43V45H230V49H231V45H232V43L234 42V41H236V42H234L233 44H235V47H233L234 49H235V51H232L233 50V48L230 50L229 49V47L227 48V47H225V48H227V50L229 51H227L226 49H224L223 47L224 46H226L227 45V43H226V40L224 41V40H222L221 39V41H219V42H217L218 44H216V43H214V40H215V38H213V37H215V35L214 34H217ZM21 33V34H19L18 35V33ZM84 32V35L86 34V35H88L87 33H85ZM111 32H113V33H111ZM117 32V33H116ZM129 32V33H128ZM134 32V33H133ZM205 32V33H204ZM11 33L15 36V37H17V36H19L17 39L15 38V37H12L11 36ZM26 33H27V31H26ZM116 33V34H115ZM124 33V34H123ZM126 33V34H125ZM165 33V34H164ZM167 33V34H166ZM213 33V34H212ZM222 33H224V34H222ZM255 33H257V34H255ZM54 34V33H53ZM50 34L49 35V33H48V36H46L47 38L46 39H49L48 41H44V43H42L43 44V46H44V49H48V46L47 45H50L49 46V48H51V46H52V48L54 49L56 46H58V45H60V46H58V47H56V49H57V51H59L60 50V52H62V50H63V55L66 53L67 54V56L69 55L68 53H70V52H72V47L73 46H71L72 44H69V42L71 41L69 38H63V44L65 45V43H67L65 46L67 47V46H69V49H67L63 44H62V41H60V40H62V39H59L58 37H57V35L56 34ZM94 34H95V36H94ZM115 34V35H114ZM133 34H134V36H133ZM176 34V35H175ZM190 36H189V35ZM220 34V35H219ZM243 34V35H244ZM259 34H261L262 35V37L260 36V38H259ZM264 34V33H263ZM22 35V36H21ZM24 35V36H23ZM51 35H53V37H51ZM117 35V36H116ZM125 35V36H124ZM128 35V36H127ZM136 35V36H135ZM168 35L171 37H169L168 38ZM174 35H175V37H174ZM222 35V36H221ZM129 38V40L128 39H126V40H123V37H124V39L125 38H127V37ZM209 36V37H208ZM228 36V37H227ZM238 36V37H237ZM246 36H244L245 38H246ZM33 36L31 35V37H30V39L28 40L29 41V44L30 43H32L33 44V42H30V41H33V39H31ZM49 37V38H48ZM87 37V38H86ZM84 36L83 37V40H85L86 39V42H88V39H90V38H88V36ZM90 37V36H89ZM131 37V38H130ZM190 37V38H189ZM207 37L209 38V39H207ZM211 37H212V39H213V41L211 40ZM219 37V38H220ZM34 38V37H33ZM55 38H56V42L54 41L55 40ZM95 38V39H94ZM104 38H106V37H104ZM103 38V39H104ZM108 38V37H107ZM116 38H114V39H116ZM134 38V39H133ZM183 38V39H182ZM201 38V37H200ZM14 39H15V42H14ZM35 39V38H34ZM45 39V40H46ZM67 39H69V40H67ZM168 39H169V41L171 42L170 43V45L173 47V49L172 50H176L177 48H179L180 46H182V49H183V51H189V52H184L183 53V51H181V54L184 56L185 54V57H183V59H181V61H180V57L182 56L181 54H179L180 53V51L178 52V54H173L174 52L171 50V46L170 45H168L169 43H168ZM178 39V40H177ZM180 39H181V42H180ZM197 39V40H196ZM218 39V38H217ZM247 39V38H246ZM260 39V40H259ZM20 40V41H19ZM52 40H53V42H52ZM58 40V41H57ZM134 40V41H133ZM136 40V41H135ZM173 40V39H172ZM177 40V41H176ZM209 40V41H208ZM210 40L212 41V43H214V45L216 44L217 45V47L219 46V45H221L222 46V48L223 49H219L220 51L219 52H221L220 54H219V52H218V48H220V47H218V48H216L215 46V48H216V55H215V48L214 49H212L213 47H209V45L210 46H213V44L211 45L210 43ZM218 40H220V39H218ZM232 40V41H231ZM254 40H256V41H254ZM16 41H17V43H16ZM35 42H37L38 40L37 39H35L34 40ZM92 41V40H91ZM98 41V40H97ZM96 41V42H97ZM133 41V42H132ZM148 41V42H147ZM153 41V42H152ZM187 41V39L185 40V42ZM215 41H217V40H215ZM225 42V44H224V42ZM248 41V42H247ZM22 42V43H21ZM24 42H26V43H24ZM89 42H90V40H89ZM88 42V43H89ZM178 43L177 45H178V47H177V45L175 46V45H173L174 43ZM220 42H221V44H220ZM247 42V43H246ZM45 43H48V44H46V46H45ZM53 43V44H52ZM58 44V45H56V44ZM71 43V42H70ZM129 43V44H128ZM175 43V44H176ZM180 43L182 44V45H180ZM209 43V44H208ZM222 43H223V45H222ZM237 43H239V44H237ZM13 44H15L14 46H13ZM26 46H25V45ZM32 44H30L31 46H32ZM55 44V45H54ZM132 44V45H131ZM158 44V45H157ZM184 44V45H183ZM13 46V48H12V46ZM30 45H28L29 47H28V49H30L31 48V46ZM54 45V46H53ZM141 45V46H140ZM144 45V46H143ZM146 45V46H145ZM150 45H153V46H150ZM180 45V46H179ZM193 45V46H192ZM239 45V46H238ZM251 45V46H250ZM20 46V47H21ZM22 46V47H23ZM139 46V47H138ZM147 46H150V51H152L151 49V47H153V52L155 51V53H150V51L149 52H146L145 50H148V48L149 47H147ZM168 46V47H167ZM169 46H170V48H169ZM174 46H175V48H174ZM234 46V45H233ZM257 46V45H256ZM4 47V48H5ZM15 47V48H14ZM19 47V48H20ZM22 47L20 48L21 50H22ZM59 47L61 48V49H59ZM133 47V48H132ZM141 47H143L144 49V51H142V52H140L141 51ZM147 49H146V48ZM210 48L209 50H208V48ZM237 47V48H236ZM239 47V48H238ZM263 47V46H262ZM16 48V49H17ZM23 48V49H24ZM66 48V49H65ZM71 48V49H70ZM122 50H121V49ZM132 50H131V49ZM169 48V49H168ZM188 48H190L189 50H188ZM244 48H245V50H244ZM6 49V50H7ZM28 49L27 48H25L24 49V51H28ZM52 49V50H53ZM127 49H129L128 51L130 52V54L132 53H134V55L137 53V54H140L141 53V56L140 55H135L134 57H132L130 54H129V52H127ZM137 49H140V51H138L137 52ZM155 49V50H154ZM8 50H10V49H8ZM50 50L51 49H48V51L50 52ZM68 50V51H67ZM71 50V51H70ZM122 51V53L121 52H119L118 53V51ZM123 50L125 51L126 50V53L128 54V56H127V54L126 53H124L123 54ZM167 50H170V51H172L173 53H171V52H169V53H171V55H169L170 57H173L172 59H174L175 57H174V55L176 56V57H179L177 60H179L180 62H181V65H180V62H179V64L177 63V61H176V59H175V61H173L169 56H168V51ZM199 50V51H198ZM212 50H214L213 52H211ZM222 50H224V52H222ZM10 51H12V50H10ZM10 51H8V53H11V57H13V56H15V55H13V52H10ZM56 51V52H57ZM70 51V52H69ZM135 51H136V53H135ZM225 51H227L228 53H227V55L225 54V56H228V54L231 52V54L229 55V57H231L232 58V61H234V62H232L233 63V65H231L230 64V62L226 59V61H225V58H224V54H222V53H226ZM245 51V52H246ZM249 51H250V53H251V51L253 52V54L254 53H259V54H254V55H252V57L250 56L251 54H249ZM256 51V52H255ZM259 51V52H258ZM0 52H1V50H0ZM144 52V53H143ZM166 52H167V54H166ZM200 52V53H199ZM205 54H204V53ZM40 53V52H39ZM58 53V52H57ZM143 53V54H142ZM145 53H150V54H153V56L154 57H152V55H151V57H152V59H154L155 58V61L154 60H152L151 59V57H150V55L149 54H147V57H148V55H149V57H148V59H146V62H145V59L144 58H146V56H143L142 57V55H144ZM159 53V54H158ZM198 55H197V54ZM204 55H206V59H204L205 57H200V56H202L203 54ZM213 53V54H212ZM66 54H65V56H66ZM71 54V53H70ZM156 56H155V55ZM166 54V55H165ZM190 54H191V56H190ZM201 54V55H200ZM233 54V55H232ZM238 54V58H235V57H237V56H235L234 58L235 59H240L239 58V56L241 55H239ZM2 54H0V56H1ZM43 56H44V54H42ZM42 55H38V57L36 58V60H38L39 58V62H41V61H43V59L45 58V57H43ZM146 55V54H145ZM178 55V56H177ZM200 55V56H199ZM203 55V56H204ZM208 55V56H207ZM209 55H210V57H209ZM220 56V57H222L221 58V61L219 60L220 59V57H218V56ZM42 57V60H41V57ZM47 56V55H46ZM124 56V57H123ZM132 58H131V57ZM193 56V57H192ZM200 57V58H195V57ZM250 56V57H249ZM253 56H255V57H253ZM264 56V54L262 55V57ZM113 57V59H111ZM139 57V58H138ZM157 57V58H156ZM219 59H218V58ZM245 57V58H244ZM169 58V59H168ZM189 58V59H188ZM204 59L205 61H203L202 59ZM254 58V59H253ZM192 59V60H191ZM194 59V60H193ZM196 59H200L199 61H201L200 63L202 64V65H206V67L208 66V70H212V72H213V67H216L215 68V71H216V74H217V72L218 73H220V71H221V73L220 74H218V76L219 75H221V74H223V73H226L225 75H221L220 77H222V80H223V77L224 76H226L227 75V77L226 78H229V80H230V78L232 79L231 81H227V83L226 84H230V86L232 85V88L233 89H230L226 84V86H227V88H226V86H225V88L227 89V90H225V93L226 92H231V91H229V89L230 90H232V95L230 94V97H229V99H226V98H228V93H226V94H228V95H226L225 93H224V90H223V82L225 83V81L224 80H226V78L224 77V80L223 81H220L221 79H219L218 78V76L216 75L215 76V74H214V77H216L217 79L215 80V81H213L214 83H217L216 85H218L219 84V81H220V83H221V85H218V87L216 86V85H213L212 84V80L213 79H215L214 77H213V79H212V77L211 76H213L212 74V72H209L207 69H206V67H204L203 66V69L205 68L206 70H200V67L202 66L200 63H199V61L198 60H196ZM211 59V61H208V60H210ZM224 59V60H223ZM256 59V60H257ZM111 60H113L114 62H115V64L114 63H112L113 61H111ZM147 60L149 61V63H150V65H153L152 67L153 68H151V66L148 64V62H147ZM244 60V61H243ZM255 60V61H256ZM168 61V62H167ZM172 61V62H171ZM184 63H183V62ZM195 61V62H194ZM216 61H217V63H216ZM229 63H228V62ZM235 61L237 62L236 64H235ZM240 61H241V59H240ZM151 62H155L154 64H152ZM175 64H174V63ZM197 63V65H196V67L197 68H199V70H196L197 68L194 66L193 67V65H192V63ZM202 62H205V64L204 63H202ZM207 62H209V64L207 63ZM213 62V63H212ZM225 62H227L228 64H230L229 66L227 65V66H225ZM258 62V61H257ZM59 63H60V66L62 65V68L61 67H59ZM59 63H55V65H54V71L53 72H55V74H51L52 76L51 77H49L48 79H49V81L48 80H46V81H48V82H50V84L52 83L54 86H57L58 85V81H57V85H55V82H56V80L55 79H61L62 77L61 76H59V74L60 75H62V76H66V77H63V78H66L64 81H66L67 80V78H69L67 75H68V73H70V67H69V64H68V68L66 67V63H64V62H60L59 61ZM64 63V64H63ZM177 63V64H176ZM193 63V64H194ZM207 63V64H206ZM220 65L219 67H217V65ZM219 63V64H218ZM223 63H224V65H223ZM66 64V65H65ZM121 64V65H120ZM143 64V63H142ZM184 64V65H183ZM189 64V65H188ZM212 64H213V67H212ZM238 67V69H237V67H236V71L234 70L235 69V65ZM238 64V65H237ZM192 65V67H190ZM198 65L200 66V67H198ZM58 66V71L57 70H55L56 69V67ZM113 66V67H112ZM146 66H147V68H146ZM150 66V67H149ZM158 66V67H157ZM169 66V67H168ZM212 67V68H210V67ZM225 66V67H224ZM231 66H234V68L233 67H231ZM240 66V67H239ZM15 67V66H14ZM157 67V68H156ZM187 67V68H186ZM190 67V68H189ZM250 67H254V68H251V69H253V70H251L250 69ZM64 68L66 69V71H65V73H63L64 71H61V70H64ZM160 68V69H159ZM195 69L196 71L195 72H197V71H205V73L207 74V72H209L207 75H205V73L203 72V74L204 75H201L200 74V79L199 78H197V83H196V85L194 84L195 82H196V77H199V72L198 73H193L192 71H194V70H192V71H190V69ZM202 68V67H201ZM229 68H233V69H229ZM242 68V67H241ZM259 68V67H258ZM260 68H262V67H260ZM68 69H69V72H68ZM137 70V72H139L140 74L139 75H135V71ZM183 69V70H182ZM189 69V70H188ZM263 69H264V65H263ZM262 69V70H263ZM112 70H114V71H116L117 72V69L116 68H114V69H112ZM146 70H148L147 72H146ZM175 70V71H174ZM177 70V71H176ZM182 70V71H181ZM220 70V71H219ZM231 70H233V71H231ZM141 71L143 72L144 71V73L142 74L141 73ZM179 71V72H178ZM222 71H223V73H222ZM239 71H240V69H239ZM239 71H237V72H239ZM255 74H252V72ZM189 72V73H188ZM190 72H191V74H190ZM264 72V71H263ZM57 73V74H56ZM64 75H63V74ZM210 73H211V75H210ZM215 73V72H214ZM228 73V74H227ZM258 73V74H257ZM164 74V75H163ZM188 74V75H187ZM198 76H197V75ZM248 74L253 78V75H254V77H257V78H254V79H256V82L258 81V82H263L262 84L263 85H260L259 86V83H257L256 84V82L255 83H253V81H254V79H252L250 76H249V78H251L253 81H251L249 78H248ZM175 75V76H174ZM191 75H195V76H192L191 77ZM257 75H259V79H258V76ZM57 76V77H56ZM139 76V77H138ZM141 76V77H140ZM144 76V77H143ZM201 76H204V78H205V76H207V77H209L208 79V83H207V85L205 86V85H202V87H200V93H195L194 91V89H195V87L194 86H196V88L198 87V85L200 86L201 84H204V82H206V81H203L204 80V78L203 79H201ZM229 76V77H228ZM54 77H55V79H54ZM161 77V78H160ZM195 77V78H194ZM207 77L205 78V79H207ZM210 77H211V79H210ZM52 78L54 79V80H52ZM137 78H139V79H137ZM141 78H142V80H141ZM172 78V79H171ZM195 80V82H193L194 80ZM241 78V79H240ZM170 79V80H169ZM189 79V80H188ZM200 81H203V83L202 82H200ZM233 79H235V80H233ZM258 79V80H257ZM131 80H133V81H131ZM139 80L140 81H142V82H139ZM193 80V81H192ZM228 80V79H227ZM60 81H62V79L60 80ZM70 80H68V81H66V82H69ZM106 82L105 80H102V81H100V82H98V84H99V86H100V88H101V85L103 84L104 86H106L105 85V83H102V82ZM145 81V82H144ZM175 83H174V82ZM211 81V84L213 85V89H212V93L214 92V91H216L217 89H218V91H219V89L222 87V92L224 93L223 95H222V92L220 93V91H219V93H220V96L222 95V96H224V95H226V96H224V98H225V101H223L222 102V100H224V99H222L221 100V98H223L222 96L220 97V98H218V94H217V92L218 91H216V96H214L215 94H213V96H212V93H211V87H212V85L211 84H209V82ZM232 81H234V83L232 82ZM235 81H237V82H235ZM245 81V82H244ZM249 81H251L250 83H248ZM54 82V83H53ZM63 82V81H62ZM60 83V84H63L64 86L66 85L67 86V84L69 85L70 84V82L69 83H66V82H64V83H66V84H64V83ZM173 82V83H172ZM193 82V83H192ZM228 82H230V83H228ZM43 83V82H42ZM101 83V84H100ZM139 83V84H138ZM147 83V84H146ZM169 83H171V85L169 84ZM201 83V84H200ZM231 83H233V84H231ZM236 83H237V86L241 89V88H243V87H245V88H243L242 90L244 91H242L243 93H244V98L245 97H247V98H243V100H244V102L242 101V95L243 94H241L240 93V90H238L239 88H237V87H235L237 90L235 91L234 89V85L236 86ZM41 84V83H40ZM44 84V83H43ZM43 84H41V86L40 85H38L37 86V88L35 89V90H37V89H39V91L37 90V93H36V91H35V93L34 92H31L30 91V94L28 93L29 92V90H26L27 92L25 93L24 92V90L26 89L25 88V85H24V87L21 85V87H20V89H19V87L17 88V90H10L11 91V93L12 92H17V93H15L16 95L14 96L13 95V99H15V100H13L12 99V94H1L2 96H4V95H10L11 96V103H10V99H8V97H7V99H8V102L7 101H5L6 103H8V104H11V106H13L12 108H19L18 110V112L21 114L22 113V115H20V117L22 116L23 118L21 119V121H23L24 119H28V120H26V121H28V123H29V121L31 120V123H32V126H33V128H34V131H33V133H32V131H31V133L33 134L32 136L35 138L33 141V143H35L36 145H37V147L38 148H40V149H38V151L39 152H41L42 154H40V156H39V152L37 153L36 152V154L37 155H35V151L37 150V148L36 147H33V146H35V145H33L32 146V149H33V154H32V151L30 152V154H32L31 156H33V155H35V156H39L40 157V159H39V157H36V158H38V159H36V160H34V157H32L33 158V160L34 161H36V164H37V162H38V164H37V166L39 165V163H40V161H42L41 162V164L40 165H43V167H45V165L44 164H47V168H45V169H47V176L49 177H44V179L43 178H40V180L41 179H43V182L46 184V185H44V186H46V187H44L43 185L41 186V188H43L44 187V189L46 190H42V192L44 191L45 192V195H47L46 196V198L44 197V195H42V197H41V199H43V197H44V199H43V201H45L46 199H48L49 198V194H50V197H52L51 198V201H53V204L51 203V201L48 199V201H45V202H47V203H51V204H49V206H51V208H52V206L53 205H55L54 204V202L56 203H58V202H60V203H58V204H56V206L57 205H59V206H53L54 208H50L51 209V211H53V214L51 213V211L50 210H48V218H49V221L51 220V219H53V217L54 218H58L59 217V215L61 216V217H59L58 219H60L61 218V220L62 221H65V219H68V217L67 216H70L71 215V213H73V211L72 210H74L73 208L76 206L75 204V202H73V200L74 201H76L77 202V204H79L80 203V200H79V203H78V199L77 198H80V199H82V197L83 196H81V194L83 193V190L85 189V191L84 192H86L87 190H86V186L88 185V183H87V185L85 184V181H83V183L86 185H82V184H80V183H82V182H80L81 180H82V177L84 178L85 177V174L84 173H80V175H82V176H79V180L77 179L76 180V178H77V176L79 175V174H77L76 176L75 175H73L72 174V176L70 175V177H71V179L69 180V178L67 177V175L66 174H69V173H67L66 172V174H64V176H63V174L62 173H65V172H63L62 170H63V168H64V171H66L65 170V165H64V163H63V161H61V165H64V166H62L63 168H60L59 166V164H60V159L59 158H55V159H50V156H51V154H52V148H50V150L48 149L50 146H48L49 145V140H50V138H49V135H50V131H53L54 133V135L53 136H55V132H57V124L55 123L54 124V126L56 125V130H52L53 128V124H52V122L54 123V120L56 119V120H58L56 117H58L57 115H59V111L57 112L56 110V113L54 114V109H57V106H53V105H51V104H53V103H59L60 101H59V99L61 100V95L63 94V93H61V91H64L65 89H66V86H65V89H62V88H64V86L63 85H61V87H60V84L57 86V88H59L58 90H56L57 88L56 87H54L53 89H54V92L52 93L51 92V90L53 91V89H52V84L50 85L49 83H47V86L48 87H51V89L50 88H47V86L46 85H44V86H42ZM165 84H167V85H165ZM177 84V85H176ZM198 84V85H197ZM250 84L253 86V89H254V87L256 86V90H257V92L259 93V94H256L257 92L256 91H254L253 92V90H251L252 89V87L250 86ZM261 84V83H260ZM102 85V87L105 89L106 87H104ZM142 85L144 86V87H142ZM182 85V86H181ZM209 85V88L210 89H208V86ZM146 86V87H145ZM148 86V87H147ZM189 86V87H188ZM219 86H221L220 88H219ZM257 86H259V88L257 87ZM261 86H263V87H261ZM24 88V90H23V88ZM135 87V86H134ZM150 87V88H149ZM171 87H173V88H171ZM204 87H207V89L206 88H204ZM214 87L216 88V90H214ZM251 87V88H250ZM48 89V90H45V89ZM60 88H61V91H60ZM102 88V89H103ZM137 88V87H136ZM155 88V89H154ZM173 89V90H171V89ZM176 88V89H175ZM192 88H194V89H192ZM262 88V89H261ZM148 89V90H147ZM198 90H199V87L197 88ZM197 89H196V91H197ZM205 89V90H204ZM245 89V90H244ZM49 90H50V93H49ZM161 90V91H160ZM166 90V91H165ZM168 90H170V91H168ZM194 90V91H193ZM202 90H204L205 91V95H209V94H211V95H209V97L208 96H204V91L201 93V91ZM210 91V93L208 92V91ZM8 91V90H7ZM32 91H34V89H32ZM48 91V92H47ZM56 91V92H55ZM235 91V92H234ZM238 91H239V93H238ZM247 91V93L245 94V92ZM9 92V91H8ZM19 92V93H18ZM148 92V93H147ZM161 92V93H160ZM176 92V93H175ZM194 93V94H192V93ZM154 93V94H153ZM158 93H160V94H158ZM164 93V94H163ZM208 93V94H207ZM33 95L32 97L30 96L29 97V95ZM50 94V95H49ZM53 94V95H52ZM61 94V95H60ZM174 94V95H173ZM179 94H180V96H179ZM184 94V95H183ZM188 95V97H190L191 98V96H189V95H191L192 94V96H193V98L194 99H196V96H202V98L200 97H197V98H199V100H200V102L199 101H196V100H194V99H190V98H186L185 99V97H186V95ZM196 94V96H194ZM198 94H200V95H198ZM202 94V95H201ZM240 96V97H238V95ZM1 95H0V101L1 100H3L4 98L3 97H1ZM169 95V96H168ZM235 96V98H236V100H239V99H241V102H243L244 104H241V102L239 101V102H237L236 100H235V98H234V96ZM246 95V96H245ZM10 96H9V98H10ZM17 96V97H16ZM56 96H57V98H56ZM148 96V97H147ZM150 96H151V98H150ZM161 96H162V98H161ZM167 96V97H166ZM185 96V97H184ZM211 96V97H210ZM231 96H232V99H230L231 98ZM33 97H34V99H33ZM53 97H54V99H53ZM58 97H60V98H58ZM157 98V100H156V98ZM172 97V98H171ZM181 97H184V99L183 98H181ZM213 97V98H212ZM214 97H217L216 99H220V100H217V101H219L220 102V104H219V102H218V105L219 106H217V101H214ZM248 97H249V99H248ZM1 98H3V99H1ZM28 98V99H27ZM175 98H177V99H175ZM204 98V100H205V98H206V100H205V102H207L206 104H213L214 102V107H216V109L215 108H213V105L211 106V105H206L205 103H204V101L203 100H201V99H203ZM207 98H208V100H207ZM212 99V100H210V99ZM239 98V99H238ZM18 99V100H17ZM33 101H32V100ZM36 99V100H35ZM166 99V100H165ZM169 99V100H168ZM173 101H172V100ZM187 99H189V100H191L190 101V103H191V105H189V103H187ZM215 99V100H216ZM234 99V100H233ZM53 100H55V101H53ZM142 101L144 100V98L143 99H141ZM144 100V101H145ZM177 100V101H176ZM186 101L185 103L184 102H182L185 106H187L188 107V110L190 109L189 108V106L191 107V109H190V113H184L185 111L184 110H186V112L188 111L185 107H182L181 105H183L182 103H180L179 104V102H181V101ZM188 100V101H189ZM194 100V101H193ZM209 100H210V102H209ZM229 100H231L230 102L234 105V101H236L239 105L237 106V104L235 103V105L236 106H234L235 108H233V111L235 110V109H237V110H235V111H238V112H235V115H233V116H231L232 115V109H228L229 110V112H231V113H229L228 112V115H230V116H228V115H226L225 116V112L226 111H228L227 110V108H226V106L228 107L229 105L228 104H230L231 105V103L229 102ZM263 100H264V98H263ZM37 101V102H36ZM161 101H164V102H161ZM167 101H169L170 103L169 104H166V102ZM172 101V102H171ZM193 101V102H192ZM213 101V102H212ZM246 101V102H245ZM161 102V103H160ZM177 102V103H176ZM194 102H199L200 104H205L206 105V107L208 108V110H210V111H212L213 112V109H214V111L215 110H217V108H219L220 109V111L221 110H223L222 109V107H225L226 108V110H224L223 112H221L222 114L223 113H225V114H223L224 116H222V114H220V111L219 110H217L215 113H217L218 112V114H216V115H218V116H220V118L218 117V116H216L217 117V119L220 121V122H218V120L217 119H215L216 120V123H220L221 124V122H223L225 119V121L226 122H223L222 124H224V123H226V124H228V126H231V127H227V125L226 124H224L225 126L223 127V125H221V128H220V125L219 124H217V125H215V121H213L214 122V124L212 123V122H208L207 124H206V122H204V124L205 125H203L204 126V128L202 127V125H200L199 123H198V125L197 124H195V126L197 127V130H195L196 129V127L194 126H192L189 122H191V120L192 121H194L193 120V118L195 117V119H196V117H200L201 116V114H199V113H196V109H197V104H198V106L200 105L199 103H194ZM226 102H228V104H223L224 106H222L221 107V103H226ZM234 102V103H233ZM262 102V103H261ZM5 103V105L7 106V104ZM16 105H15V104ZM20 103V104H19ZM36 103V104H35ZM51 103V104H50ZM164 103V104H163ZM168 103V102H167ZM193 103H194V105L195 106H193ZM2 104H4V101L3 102H0V108H2V107H4V105L1 107V105ZM42 104V105H41ZM60 104H61V102L59 103V107H58V109L57 110H60V108H61V106H60ZM155 104V105H154ZM157 104H159V105H157ZM160 104H162V106L160 105ZM171 104H173V105H171ZM177 104L179 105V106H177ZM187 104V105H186ZM204 104L203 105H201V107H204L203 109H207L205 106H204ZM261 104V105H260ZM20 105V106H19ZM25 106L26 105V111L24 110L23 111V109H22V107L21 106ZM28 105V106H27ZM32 106V108L33 107H35V111L37 110V112L36 113H34V114H30V112H29V114L27 113L28 111V109H30L31 107L30 106ZM48 105V106H47ZM56 105V104H55ZM170 105V106H169ZM216 105V106H215ZM226 105V106H225ZM243 105V107L241 108V106ZM19 106V107H18ZM51 106H52V108L54 107V109H52L51 108ZM157 106V107H156ZM164 106V107H163ZM181 106V107H180ZM245 106V107H244ZM260 106H262V107H260ZM7 107H9V105L7 106ZM21 107V108H20ZM28 107H30V108H28ZM48 107V108H47ZM162 107V108H161ZM166 107V108H165ZM168 107V108H167ZM175 107V108H174ZM177 107H178V109H179V107H180V109L181 108H183L184 110L182 111V113H184V114H182L180 111L181 110H177ZM192 107H196L195 109H193V111L195 110V112L193 113V112H191L192 111ZM201 107H200V109H201ZM212 107V108H211ZM231 107H233L232 105H231ZM231 107H229V108H231ZM239 107H240V109H239ZM257 107V108H256ZM170 108V109H169ZM174 108V109H173ZM20 109H22V110H20ZM45 109V110H44ZM145 109H143V110H145ZM150 109V110H149ZM166 109V110H165ZM168 109V110H167ZM173 109V110H172ZM176 109V110H175ZM199 109V107H198V109H197V112H198V110H199V112L200 113H202L204 110L202 109V110H200ZM243 109V110H242ZM31 111L32 110H34V108L33 109H30ZM29 110V111H30ZM165 110V111H164ZM258 112H257V111ZM25 112V113H23V112ZM109 111L110 110H107V112L105 111V114L106 115H104V117L105 116H109V115H111L112 113H109ZM152 111V112H151ZM156 111L158 112V113H156ZM173 111V112H172ZM178 111V112H177ZM202 111V112H201ZM246 111V112H245ZM110 112H113L112 110L110 111ZM154 112V113H153ZM160 112H161V114H160ZM169 112V113H168ZM174 112H175V114L177 115V117H176V115H175V117L173 116L174 115ZM189 112V111H188ZM240 112V113H239ZM109 113V114H108ZM150 113H153L152 115H150ZM171 113V114H170ZM179 113H181L182 114V116H184V117H179V115L181 116V114H179ZM195 114L194 116L192 115V114ZM204 113V112H203ZM202 113V114H203ZM239 113V114H238ZM251 113V114H250ZM252 113H253V116H252ZM108 114V115H107ZM160 114V115H159ZM165 114V115H164ZM187 114H188V116H190V115H192L191 117H188L187 116ZM190 114V115H189ZM220 114V115H219ZM234 114V113H233ZM249 114V115H248ZM257 114H258V116H257ZM23 115H25V116H23ZM31 117H30V116ZM36 115H38V116H36ZM54 115H56V117H53ZM160 117V119H159V117ZM197 115V116H196ZM199 115V116H198ZM238 115V116H237ZM228 116V117H227ZM236 118H235V117ZM242 116H244V118L242 117ZM31 118V119H29V118ZM32 117H33V119H32ZM38 117V118H37ZM45 117V118H44ZM107 117H105V118H107ZM113 118L114 119V117H113V114L111 115V116H109L108 118ZM169 117V118H168ZM187 117L188 118H192L191 120H187ZM222 117V118H221ZM231 117H232V119H231ZM239 117V118H238ZM241 117V118H240ZM256 117V118H255ZM52 118H53V121H52ZM55 118V119H54ZM157 118V119H156ZM175 118V119H174ZM183 118V119H182ZM230 118V120H231V122H232V120L234 121L235 119H237V120H235L234 121V125H230V123L231 122H229V119ZM234 118V119H233ZM249 118H250V120H249ZM253 118V119H252ZM176 121V119H178L177 121L179 122H176L177 123V127H176V123L174 122V120ZM222 119H224L223 121H222ZM243 120V122H242V120ZM247 119V120H246ZM56 120H55V122H56ZM181 122H180V121ZM185 120H187V122L185 121ZM228 120V121H227ZM238 120H240V121H238ZM254 120V121H253ZM262 122V124L259 122ZM38 122V123H37ZM106 122H109L110 124L109 125H111V122H112V119H111V122L109 121V120H106ZM171 122H173L172 124H170ZM189 123V128L188 129H192L191 130V132L193 133V135H191V132H189L187 135L185 134V132L187 133V130L186 129H184V126H186L185 128H187V126H188V124L186 125V124H182V123ZM247 122V123H246ZM256 122V123H255ZM26 123V125H29V124H31V123H29V124H27V122H25V120H24V122L23 123H21L22 124V126L24 125ZM113 123H114V121H113ZM174 123H175V125H174ZM252 123V124H251ZM170 124V125H169ZM179 124V125H178ZM231 124H233V122L231 123ZM244 124H245V126H244ZM261 124V125H260ZM36 125V126H35ZM106 125H108V123L106 124L105 123V127H108V126H106ZM116 124L114 123V126H115ZM169 126V127H167V126ZM184 125V126H183ZM191 125V126H190ZM208 125H211V126H209V128H208ZM215 126V127H212V126ZM240 125V126H239ZM243 125V126H242ZM248 125V126H247ZM15 126V127H14ZM13 127L16 129V131L18 132V131H20V130H18L19 129V125H17V128H16V125H14ZM19 126V127H18ZM32 126H29L30 127V129H32ZM114 126H110V127H112V129H114L113 127ZM178 126H180V128H178ZM200 126H201V129H200ZM233 126H234V129H235V131H234V129H232L231 130V128H233ZM205 127L207 128V130H209V129H212V131L211 130H209L208 132L206 131V134H205V131L203 130V129H205ZM210 127H212V128H210ZM217 127V128H216ZM236 127V128H235ZM248 127V128H249ZM12 128V127H11ZM14 128H12L13 129V132H16L15 131V129ZM21 128V127H20ZM47 128V129H46ZM178 128V129H177ZM193 128H195V129H193ZM198 128H199V130L201 131H199L198 130ZM216 128V129H215ZM223 128V129H222ZM225 128V129H224ZM226 128H228V130L226 129ZM11 129V130H12ZM111 128H110V131L112 130ZM115 129H116V126H115ZM163 129V127L162 128H159V130L162 132V134H163V131L165 132V130H162ZM176 129H177V131H176ZM182 130V131H184V134H183V132H181V131H179V130ZM229 129H230V132L232 133V134H230V132H227V131H229ZM10 130V135H12V136H10L11 137V139H15L14 138V136L13 135H15V134H17V133H13L12 131ZM193 130L194 131H196L195 133L193 132ZM225 131V132H223V131ZM243 130V129H242ZM258 130H260V131H258ZM167 131V130H166ZM168 131L166 132L167 134L165 135V136H167V135H169L168 134ZM179 131V133L177 134V132ZM202 131H203V134H201L202 136H200L199 137V135H200V133H202ZM216 131V132H215ZM49 132V133H48ZM114 132V133H113ZM169 132V133H170ZM174 132H176V135H177V137L175 136V133ZM200 132V133H199ZM111 133H113V134H116L115 133V131L113 130ZM180 133H182V135L180 134ZM227 134V135H225V137H222L224 134ZM49 134V135H48ZM52 134V133H51ZM180 134V135H179ZM221 134H222V136H221ZM230 134V135H229ZM256 135L258 136V135H260V136H258V137H256ZM263 135V136H262ZM31 136V137H32ZM52 136V135H51ZM52 136V137H53ZM111 136H114V135H111ZM110 136V137H111ZM116 136L117 135H115V138H116ZM178 136H180V137H178ZM182 136V137H181ZM185 136L187 137V138H185ZM188 136H189V138L190 139H188ZM192 136V137H191ZM196 136V137H195ZM207 136H205V137H207ZM228 136V137H227ZM235 136V135H234ZM13 137V138H12ZM174 137L172 138V136H170L169 138L168 137H165L167 140H173L174 139ZM183 137H184V139H183ZM194 137V138H193ZM200 139H199V138ZM202 137V138H201ZM215 137V138H214ZM218 137V138H217ZM258 139H262V140H257L256 138ZM17 138V137H16ZM55 138V137H54ZM54 138H51V143H52V145H53V139ZM111 138H113V139H111V140H113L114 141V137H111ZM172 138V139H171ZM197 138H198V140H199V142L198 141H196L197 140ZM207 138H209V137H207ZM206 138V139H207ZM219 138L221 139L222 138V140H219ZM253 138H255V140L257 141H255V140H253ZM10 139V144H12L13 145V143L14 144H16V142H14V140H11ZM33 139V138H32ZM194 139H196L195 141L198 143V144H200V147L198 148L197 147V145H196V142L194 141ZM205 138H204V140H206ZM216 139V140H215ZM217 139H218V141H217ZM108 140H109V142H108ZM108 140H107V142L109 143V145L111 146V144H113L114 142H110V139H109V137H108ZM191 140V141H190ZM213 140H215V141H213ZM224 140V141H225ZM234 140H235V137H234ZM244 140V139H243ZM12 141H13V143H12ZM16 141H17V139H16ZM36 141V142H35ZM185 141H187L186 143H188L189 145L188 146H186L187 144L185 143ZM192 141H194L193 143H195V144H193L192 143ZM248 141H250V142H248ZM252 141H255L256 143H254V142H252ZM185 143V144H182V143ZM201 142V143H200ZM248 142V143H247ZM260 142V143H259ZM190 143H191V145H190ZM245 143H247V144H251L250 145V147H249V145H247V144H245ZM204 145H203V147H204V149H206V151L208 150V148H210L211 146H207L206 145V143L204 142L203 143ZM209 144V145H210ZM212 145V147L213 146H215V145ZM51 145V144H50ZM52 145H51V147H52ZM115 145H116V143H115ZM114 145V146H115ZM196 145V146H195ZM255 145V146H254ZM260 147H259V146ZM109 146V147H110ZM258 146V147H257ZM206 147V148H205ZM249 147V148H248ZM259 148L260 149V151H259V149H256V148ZM35 148V149H34ZM45 148H47L48 149V151H50V155H47V157L49 156V158H47L48 160H46V162H45V159L46 158H44V156L46 157V149ZM115 149H117V150H119L118 148H116V146L114 147ZM112 146L110 147V149H111V151L110 152H112V149L113 150H115ZM201 148V149H200ZM202 150L203 152L205 151V150ZM251 149V150H250ZM254 149V150H253ZM35 150V151H34ZM41 150V151H40ZM263 152H262V151ZM255 151V152H254ZM43 152H45V153H43ZM114 152H118V151H114ZM49 152H47V154H48ZM252 153V154H251ZM255 153V154H254ZM44 154V155H43ZM251 154V155H250ZM43 156V159L41 160V157ZM245 155L246 156H248V157H245ZM253 155V156H252ZM30 156V157H31ZM250 156V157H249ZM84 157V156H83ZM82 156H81V158L79 157V159H78V157L76 158L75 156H74V158H76V160H74V161H83V162H80V163H82V165H83V163L85 164V165H87V162H86V160L88 159V157L87 158H83ZM32 158H31V160H32ZM74 158H72V159H74ZM128 158H130V157H128ZM128 158H126L125 160L124 159H121L122 161H125V162H123L121 165H120V163L122 162H119L118 163V168H117V170H114L115 172H113L112 173V175L111 176H109V177H113V178H110L109 179V177H108V180L109 181H112V182H109L107 179V181L109 182V183H107V184H112L113 183V187L114 186H116V188L115 189H117V190H119V193H118V191L117 190H115V189H113L112 191H111V193H109V194H111V195H108V198H106V199H108V200H111V201H109V203L110 202H112L111 204H109L108 203V200H106V202H107V204L109 205H105V206H107L108 208L109 207H111L112 206V204L113 205H115V202L116 203H118V202H120V198L119 197H122L123 195H124V193H125V190H128V189H126L128 186H129V189L132 187V184H131V180L129 181V178L131 179V177L129 176L128 177V174L130 175V171H128L127 170V168H126V166L128 167V168H130V170H131V168L133 167L134 168V166H132V167H130L131 165H132V163L134 162L135 163V161H134V159H132V158H130L129 160H128ZM241 158V159H240ZM247 159V163H245V162H242L244 159ZM250 158V159H249ZM57 159V160H56ZM71 159V160H72ZM81 159H84V160H81ZM239 159V160H238ZM261 159V160H260ZM38 160V161H37ZM40 160V161H39ZM49 160L51 161H54V162H50L51 164L52 163H54L53 165H52V167H51V164L49 163ZM55 160H56V163H55ZM248 160H250V161H248ZM45 163H44V162ZM73 161V160H72ZM85 161V162H84ZM262 161V162H261ZM59 164H58V163ZM77 162V163H78ZM251 162V163H250ZM253 162V163H252ZM256 162V163H255ZM44 163V164H43ZM63 163V164H62ZM75 162H73V164H74ZM77 163H75V165L74 166H76V167H79V170L81 169L80 167H81V164L80 163H78V166L76 165ZM233 163V165H235ZM240 163V164H239ZM245 163V164H244ZM258 163H260V165L261 166H263V167H261L260 165H258ZM56 164H58L59 166H57V167H59L57 170H55L57 167H56ZM79 164H80V166H79ZM125 166H124V165ZM131 164V165H130ZM251 164V165H250ZM48 165H49V167H48ZM85 165L84 166H82V167H85ZM129 165V166H128ZM119 166H123V167H125V168H119ZM236 166V167H235ZM235 166H230V168L232 167L233 169H234V171L237 169V168H239V167H241V166H237V164L235 165ZM41 167V166H40ZM43 167H41V168H43ZM236 169H235V168ZM262 169H261V168ZM49 168H51V169H49ZM132 168V169H133ZM232 168H231V170H232ZM252 168H250V169H252ZM62 169V170H61ZM85 169V173H87V170H86V168H84ZM119 169V170H118ZM126 169V170H125ZM255 169V168H254ZM254 169H252V170H254ZM49 170V171H48ZM83 169H81V171H82ZM124 170L126 171L125 173H124ZM230 170V172L232 173V171ZM256 170H254L255 171V173H256ZM53 171H56L58 174H56V172H53ZM60 171V172H59ZM122 171V173H120ZM253 171V172H254ZM116 172H118L117 174H116ZM128 172V173H127ZM230 172H228V174H226V171H225V178H227L228 176H230ZM50 173L52 174V175H50ZM62 175H61V174ZM119 173H120V176H121V174H123V177H122V180H121V178H120V176H119ZM235 173V172H234ZM233 173V174H234ZM257 173V174H258ZM114 174H116V175H114ZM235 174H237V176H238V172H236ZM233 175V177L235 176V178L237 177L236 175ZM87 175V174H86ZM114 175V176H113ZM127 175V176H126ZM226 175H228V176H226ZM254 175H256V174H254ZM57 176H59V177H57ZM61 176L62 177H64L65 178V176H66V178H65V184L62 182V180L64 179H59V178H61ZM74 176V177H73ZM118 176V180H120V181H117L116 180V177ZM125 176H126V178H125ZM52 179H51V178ZM76 177V178H75ZM80 177H81V179H80ZM115 177V178H114ZM239 177V179L238 178H236V180H232L231 178H227V179H230V180H232L233 181V183H231V181L230 180H228V183L230 182V184H228V187L229 188H234V192L235 193H237V196L235 195V196H231L232 194L234 195V192H229V191H232L231 189H229V188H227V190H224V189H226V187H227V185H222V183H220L219 182V179L217 180L216 179V181H217V183L216 184H218L219 186H220V184H221V186H220V188L218 187V185H216L214 182H213V185L214 186H212V187H215V188H212L213 190H215V191H217V192H215V193H221V191H222V195L225 197V198H227L228 197V195L227 194H229V193H232V194H229V196H231L230 198H232V197H234V198H243V199H245L244 200V203H245V201L247 200L248 201V203H246V204H244V209L246 210V209H248V211L246 210V212L250 215V216H257L258 217V219H259V217H262V219H261V221L263 222L264 221V188H262L261 186V189H260V187H259V190L261 191L262 190V194H260L261 192L259 191V193H257L256 195L257 196H255L254 197V195H252V190L254 189V190H256L255 188H257V186L259 185L258 184V182L255 180V178L253 177V176H249V177H253L254 178V180L256 181L255 183H257L256 185H254L255 183L254 182H251L250 180H253L252 178H249V177H243L244 179H247V180H244L243 178H241V176H238ZM47 178V179H46ZM68 178V179H67ZM73 178V179H72ZM75 178V179H74ZM224 178V179H225ZM234 178V179H235ZM241 178V179H240ZM46 179V180H45ZM51 179V180H50ZM66 179H67V181H70L71 183H72V181L76 184V185H74L73 183H72V185H71V183L69 182H67L66 181ZM85 179H88L87 178V176H86V178ZM112 179H115V181H113ZM39 180V181H40ZM45 180V181H44ZM47 180H49V181H47ZM72 180V181H71ZM253 180V181H254ZM42 181V180H41ZM40 181V182H41ZM53 181V182H52ZM61 181V182H60ZM64 181V180H63ZM77 181H78V183L80 184V186H78L79 184H77ZM87 181V180H86ZM124 182V183H122V185H124V188H123V186L121 185V183L120 182ZM127 181V182H126ZM214 181V180H213ZM221 181V180H220ZM236 181V182H235ZM247 181V182H246ZM43 182H41V183H43ZM47 182V183H46ZM67 182V183H66ZM88 182V181H87ZM114 182H115V184H114ZM119 182V183H118ZM222 182V181H221ZM41 183H39V184H41ZM51 183V184H50ZM117 183V184H116ZM127 183V184H126ZM129 183V184H128ZM47 184H48V186H47ZM60 184V185H59ZM66 184H69V186L71 185V187L74 185L75 186V188H78V187H81V185L82 186H84V187H81V188H79V190H80V195L79 196H77L76 198L74 197V198H72L73 196H76V195H73V196H71L72 194H75V192H77V193H79L78 191H77V189H75L74 187H72L73 188V191L74 192H72V191H70L71 193H70V197L68 196L69 194V192H68V189H69V187L68 186H66ZM118 184H120V186L118 185ZM131 184V185H130ZM232 184H234V186L232 185ZM247 184V185H246ZM49 185L51 186V189L52 190H49L48 188H49ZM56 185V186H55ZM125 185H126V187H125ZM256 186V187H254V186ZM55 186V187H54ZM59 186V187H58ZM61 186V187H60ZM77 186V187H76ZM118 186L120 187L119 189H118ZM131 186V187H130ZM231 186V187H230ZM237 186V187H236ZM246 186V187H245ZM70 187V188H71ZM86 187V188H85ZM225 187V188H224ZM254 187V188H253ZM65 188V189H64ZM71 188V189H72ZM84 188V189H83ZM222 188H224V189H222ZM232 188V189H233ZM239 188V189H238ZM67 189V190H66ZM121 189H123V190H121ZM222 189V190H221ZM243 189V190H242ZM247 189H248V191H247ZM258 189V188H257ZM49 190V191H48ZM117 191V193L115 192V191ZM220 192H219V191ZM48 191V192H47ZM226 191V192H225ZM237 191V192H236ZM250 191H252V192H250ZM44 192H43V194H44ZM46 192L48 193V194H46ZM52 192V193H51ZM82 192V193H81ZM115 192V193H114ZM229 192V193H228ZM240 192V194H238ZM244 192V193H243ZM246 192V193H245ZM249 192V193H248ZM256 191H254L253 192V194L255 193ZM258 192V191H257ZM76 193V194H77ZM121 193V194H120ZM122 193H123V195H122ZM225 195H224V194ZM243 193V194H242ZM248 193V195L249 194H251L250 196H246L245 194H247ZM119 195V197H118V195ZM260 194V195H259ZM82 195H85V193H83ZM226 195H227V197H226ZM238 195H239V197H238ZM240 195H245L244 197L243 196H240ZM259 195V196H258ZM65 196H68V197H65ZM253 196V197H252ZM111 197V198H110ZM113 197H116V198H118V199H113ZM247 197V198H246ZM251 197V198H250ZM257 197V198H256ZM64 198V199H63ZM68 198V199H67ZM69 198H72V199H69ZM249 198H250V201H249ZM253 198V199H252ZM66 199V200H65ZM77 199V200H76ZM56 200V201H55ZM59 200V201H58ZM61 200H63V201H61ZM68 200L71 202H68ZM72 200V201H71ZM119 200V201H118ZM103 201V200H102ZM246 201V202H247ZM99 202V201H98ZM105 202V203H106ZM262 202V203H261ZM65 205H70L71 204V207L69 208V207H67V209H65V211L66 210H69L70 209V212L68 213V211H66L67 212V214L66 213H60V214H58L59 213V209L62 207V206H65ZM68 203V204H67ZM70 203V204H69ZM63 204V205H62ZM75 206H74V205ZM100 204H101V200H100ZM111 205V206H110ZM248 207H247V206ZM74 206V207H73ZM246 206V207H245ZM58 207H59V209H58ZM66 207H64V208H66ZM106 207V208H107ZM263 207V208H262ZM56 208V209H55ZM63 208V207H62ZM61 208V209H62ZM54 209V210H53ZM58 209V210H57ZM56 210V211H55ZM64 210V209H63ZM57 211H58V213H57ZM64 211V212H65ZM49 212L51 213V216H52V218H50L51 216L49 215ZM60 212H63L62 210H60ZM74 212H76L75 210H74ZM250 212V213H249ZM55 214H57V216L55 215ZM70 214V215H69ZM74 214H76V213H74ZM79 213H77L76 214V216L78 215ZM53 215H55V216H53ZM62 215L64 216V217H62ZM67 215V216H66ZM259 215V216H258ZM75 216V215H74ZM73 216V214H72V217H74ZM75 216V217H76ZM72 217L70 216L69 218H71V220L70 219H68V220H66L65 222V224H63V227H62V223H64V222H62V221H60L59 220V223L58 224H60V222H62L61 223V226H59V227H62V228H65L63 231L64 232H62L61 231V229L59 228V227H57L58 225H57V223L55 224V227H54V224H52V223H55L56 222V219H54L55 220V222H52V221H54V220H51V224L53 225V228H54V230H55V228L57 227V230H55V232L57 231V232H59V231H61V233H62V235L61 234H59V233H57V234H55V236H56V238H58V237H60L58 240H56V238H55V236H54V238H53V236H50L51 234H52V231H54L53 229H52V231H49V230H51V228L48 230V233H47V236H48V234H50L49 236L50 237H52L51 239H52V242H51V240H48L47 242H50V243H52V245L50 244V243H48L50 246H51V250L52 249H54V247H52L53 245H55L54 243H56V244H58V242L60 241V243L62 244L61 246L58 244V246L59 247H57V245L55 246V248L56 249H54V250H56L57 252L58 251H61L60 250V247H63V249H62V253H63V251H67L68 250V248H70L69 246H71L74 242V240H72L71 242H70V240H68V244H71V245H66L65 243H66V241H67V239H69V238H65L67 235L71 238L72 237V235H73V230H72V232H71V229L72 228H74L75 229V227H76V223H78V220L76 221V219L75 220H73L72 221ZM79 217V215L77 216V218ZM253 217V218H254ZM63 218V219H62ZM256 218V217H255ZM57 219V220H58ZM74 219V218H73ZM68 221H72L73 223L75 222V224H73L72 222L71 223H69ZM72 224V225H71ZM27 225V224H26ZM65 225V226H64ZM70 226L71 227V229H70V227H67V226ZM263 225V226H262ZM261 226L262 227H264V222H263V224H262ZM28 226V225H27ZM72 226H75V227H72ZM111 227H115L114 226V223H113V226H111ZM259 227V230L258 229H255V230H257L258 231V233L260 232V228H262V227H260V225L258 226ZM257 227V228H258ZM58 228L60 229V230H58ZM69 228V229H68ZM114 229V228H113ZM109 230H112V228H110ZM262 230H263V232H264V229L262 228ZM262 230H261V233L263 234V232H262ZM45 231V230H44ZM70 231V233H68ZM41 232V231H40ZM50 232V233H49ZM54 232V233H55ZM67 232V233H66ZM45 233V232H44ZM67 234L66 236H65V234ZM257 233V232H256ZM257 233V234H258ZM261 233H260V235H261ZM71 234V235H70ZM54 235V234H53ZM61 235V236H60ZM259 234L258 235H256V237L257 238H259V240H261V239H264V235H261L260 236ZM47 236H46V238H47ZM64 236V237H63ZM67 236V237H68ZM73 237H74V235H73ZM62 238H64V239H66L65 240V242H64V244H63V242H61L63 239ZM75 238V237H74ZM47 239H49V238H47ZM56 240V241H58V242H54V240ZM64 241V240H63ZM54 242V243H53ZM64 245V246H63ZM97 246V245H96ZM95 246V247H96ZM66 247H67V249H66ZM95 247L93 248V249H95ZM58 248V249H57ZM98 250H101L100 248H98V246L96 247ZM48 250V251H50L51 252V250ZM96 250V249H95ZM90 251L91 253L93 252V254H90V255H92L93 256V258H92V256L90 257V259H94L93 260V262L95 261V259H97L98 260V257L97 258H94V256H95V252H97V251ZM47 251V252H48ZM56 251H53V252H51L50 254H49V252H48V255H47V253L44 255L43 253H42V255H44V256H40L39 257V255H38V258H37V256H35V259L37 258L38 259V263H39V258H41L40 259V263H41V261L42 262H44V263H42V264H56V263H58V262H60L61 264H62V262L59 260V261H56V259H57V255H58V258H60L59 256H61V257H63V255L61 254L60 255V252H56ZM55 253H57L56 255H55ZM89 254L86 256V257H88V259H89ZM52 255V256H51ZM42 257H43V260H42ZM33 259V257L32 256H29V259ZM51 258V259H50ZM64 258V257H63ZM63 258H60V259H63ZM99 258H100V256H99ZM103 257H101L100 259L101 260H104V258L102 259ZM45 260V261H44ZM58 260V259H57ZM95 261L96 263H93L92 261V264H97V262H99V261ZM64 261H65V258H64ZM90 260H87L86 259V261H83V264L85 263H88ZM101 262V261H100ZM37 263V264H38ZM60 263H58V264H60ZM104 263V262H103ZM102 263V264H103ZM116 262H114V263H111V264H115ZM120 263V262H119ZM119 263H117V264H119ZM65 264V263H64ZM66 264H69V263H66ZM82 264V263H81ZM89 264H90V262H89ZM101 264V263H100Z\"/></svg>",
    "mask_w": 264,
    "mask_h": 264
}]
</instances>
